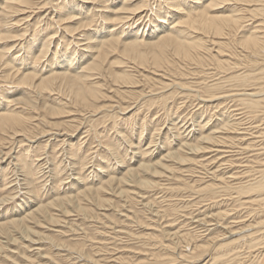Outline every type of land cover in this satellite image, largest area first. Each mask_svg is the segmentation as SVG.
Instances as JSON below:
<instances>
[{"label": "bare ground", "instance_id": "1", "mask_svg": "<svg viewBox=\"0 0 264 264\" xmlns=\"http://www.w3.org/2000/svg\"><path fill=\"white\" fill-rule=\"evenodd\" d=\"M150 1L151 0H0V81L2 82V80L5 82H9L12 81V83L14 82L15 85H10L5 84V88L9 87L11 92L13 89H15L13 91V93H10L9 90H1L0 91V106L1 104H3V107L0 109V135H5L7 136V138L3 137V139H13L15 137H19L22 135H30L37 131L34 129H32L30 131V127L31 125H29L30 123V116H28L25 113V110H28L29 113L30 111H33V113H40L37 114V116H42L41 112H45L43 113L45 116H43V120L47 121V124L49 125H57L54 121H50L49 117H53V118H58V117H65L67 115L70 114H75V116L78 112L81 111H85L87 112V114L84 112L83 114H86L87 116L89 115L90 117H94L96 115H98V113H101L100 111L105 109L107 110V103L110 104L109 106H112L111 104H115V105H119V108L122 111V114L124 116H128V118L124 119H131L132 117H134L135 114H137V112L139 111H128L126 110L127 108L122 107V100L124 101L126 98H129L131 96L137 95V91L133 92V91H128L126 89L128 88H132L138 84H141L142 82H144L143 84L146 85V83L148 82H153L154 80H151L153 78V76L148 77V76H144V79L142 78V80L139 78L138 79H134L132 77V75L129 74V72H127L126 68L128 67L129 64H133L135 65L134 67H136L137 69H143L144 72H150V70H155L154 68H158V69H166L170 68L172 65L176 64V63H185L186 61H191V62H195L196 61V65L198 62V59L201 57H205L206 54H211L213 53V51H215L214 46L217 47L215 53L217 52V54L215 55L216 57H220V55L223 56V53L228 54V57H232V58H236L239 60H241V64L244 63V65L250 66L252 67L251 69H255L258 68V66L263 67L262 69L259 70L258 73H243L240 74L237 72V74H235L233 72V70H236V66L237 65H232L230 63V61H225L222 57V60H218V67L223 69V71H227L229 73L228 76V80H224V82H220V83H213V84H206L209 79L205 80L207 81L204 85V93L206 94L207 97V102L206 103L209 106L216 107L217 108V113H215L214 115H217L216 118L214 119H209V122L207 121V123L210 124V121L214 120L211 124L210 127H208V130H205V125L204 127L199 124L201 122H199L197 125L199 126V130H198V134H195V138L194 140H182L183 141H177L178 142H182V144H180V146L176 149H173L172 146V142H168L165 141L167 138L169 140V131L166 133L168 135V137L166 136V139H162L164 140V142L162 143V145L164 147H169L168 151L166 154L162 155L160 158L158 155L153 156L154 152L152 149L155 148L156 146V141L154 137V140H150L148 143V147L147 150L145 148V150L143 151V156H147L148 158L144 161H140L141 163L137 166H131L130 168H128L127 170H125V172H123L122 175H120L119 177L115 176V175H110V173H108L106 180H102V184H100L98 186H88L85 185L86 182H89L92 184V181H88L91 180L90 178L88 179L87 176L88 174H86L87 176L84 177L87 178L88 180H86L85 183L82 184V186H79L81 182L77 181L76 179H74V186L77 184H75V182H78V186L77 189L78 193L76 194H67V193H63V195H61L60 191L63 190H58L55 193V196L53 195V198L46 200L47 202L45 203H40L38 205L37 203V207L34 208V210H31L30 212H27V214L24 216H22L21 218L17 215L16 217H14L13 219H10L9 221H5V222H0V235L5 234V232H8L7 229L8 227H11V229H14L13 231L15 235H13L12 231V237L9 236V242L10 245L5 244L4 245H8V247L6 248L7 251L9 250V252H19V254H21L23 252V259L21 263L19 264H25V261L28 262L30 261V254H28V256H26V249H31V252L33 253H37L39 255H42V248L43 246L40 247V243L41 241H49V242H53V240H51L53 237H49V234L47 236V234L45 235V233L43 231H36L35 228L39 227L44 229V227H48L50 228L51 226H58V225H66L67 227V220L65 219L66 216H71L74 215L75 212H77V214H81V215H85L86 218L90 219H96L99 220L100 222L103 220L101 217V215H103L101 213V211L103 210H107L109 208L112 207L113 205V201L111 198H107L105 197L106 193H109V195L112 194V196L115 197H125L127 200L131 194H136L137 197L141 196L144 199V192L142 188H145L148 190L146 191H150V187H160L163 186V184L165 185V183L163 182L161 177H165L166 174H170L173 173L174 171V167L175 166H170L171 163L177 164V165H183L181 167H184V164L187 165V163H191L194 160V156L196 157L198 154H206V153H210L211 155H213L212 153L215 151L217 152H223L222 149L221 151L218 150V148L216 146H219L221 139H224L221 135L222 133H233V135L235 136V134L240 133L239 130H241L242 128H240V126L242 125V123L239 122V115H241L243 112V110H246L244 112L245 115H250L249 118H247L248 120L246 121H251L249 120L250 117L251 119L254 117L259 116V114L263 115L261 116L264 117V0H162L160 2L161 7L156 8L157 10L152 9L151 5H150ZM156 1V0H155ZM158 2V0H157ZM159 4V2H158ZM119 6V8H118ZM155 7V6H154ZM152 9L153 12L152 15L155 16V18L153 19L152 17L149 19V21H151V26L152 28L149 29V31H144V32H140V28L136 29V26H133L132 28L130 27V25H135L134 20L135 19H140L143 18L142 14L145 12H148V9ZM163 8V9H161ZM149 9V10H150ZM91 12H96V14L100 15V17H102L103 21L102 23L98 24H94V20H96L94 18V20L92 19L91 21H93V24L88 20L89 17L88 15H90L89 13ZM88 13V14H86ZM154 13V14H153ZM95 14V15H96ZM93 15V14H92ZM96 15V16H97ZM98 15V16H99ZM147 15V14H146ZM141 17V18H140ZM149 17V16H148ZM261 18L260 20L258 18ZM93 18V17H92ZM146 19V17H145ZM257 19V21H255ZM253 22V23H247V22ZM259 20V21H258ZM134 22V24H133ZM148 22V21H147ZM260 22V23H258ZM144 23V22H143ZM247 23V24H245ZM258 23V25L256 24V26H253V24ZM139 25V24H138ZM146 25V24H145ZM34 26V27H33ZM58 26V27H56ZM147 26V25H146ZM251 26V27H250ZM17 27H22V30H20L18 33V31L16 30ZM33 27V28H32ZM55 28V30H54ZM131 28V30H130ZM13 30H16L17 33L15 31L14 34L12 32ZM51 29V31H50ZM125 29H129L128 32L125 31ZM151 30V31H150ZM143 31V30H142ZM16 33V34H15ZM123 33H126V36H123ZM18 40V41H17ZM17 41V43H16ZM14 42V43H13ZM58 43L61 44L60 48H58ZM211 43L212 46H211ZM67 44V45H66ZM210 44L211 47H208ZM214 45V46H213ZM34 46V47H33ZM57 46V48H55ZM64 48H63V47ZM69 47V48H68ZM71 48V49H70ZM214 48V49H213ZM55 49V50H54ZM70 49V50H69ZM73 49V50H72ZM19 50V51H18ZM117 53V58L115 60H111V56L116 55ZM17 54H20L22 56H24V58H19V55L17 56ZM33 54V55H32ZM53 54V56H51ZM225 54V55H226ZM203 55V56H202ZM224 55V56H225ZM21 56V57H22ZM79 56V57H77ZM214 56V55H212ZM214 56V58H216ZM207 57V56H206ZM226 55V58H228ZM212 58V57H211ZM209 58V59H211ZM213 58V60H214ZM220 58V59H221ZM225 58V57H224ZM230 58V59H232ZM32 59V60H31ZM18 60H23V62H25V64H31L30 68H33V65L35 64L34 68L32 70H24V71H20V70H15L14 68H16V64L15 62H18ZM31 60V61H30ZM203 60V59H202ZM207 60V59H206ZM206 60H204L203 62H205ZM257 60H259L258 62H256ZM234 61V60H233ZM21 62V61H20ZM22 62V63H23ZM41 62H46V66L48 67L45 75H40L37 74L34 70H36V67L38 66V64L41 65ZM209 62V61H208ZM207 62V64H208ZM213 62V61H212ZM251 62V64H250ZM200 63V62H199ZM198 63V64H199ZM248 63L250 65H248ZM53 64H56V66H53ZM195 64V63H194ZM213 64V63H212ZM210 62V65H212ZM18 65V64H17ZM177 65V64H176ZM205 66V65H204ZM215 66V65H214ZM235 66V67H234ZM239 66V65H238ZM241 66V65H240ZM243 66V65H242ZM257 66V67H256ZM20 67V66H19ZM41 67H43L41 65ZM132 68H134L133 66H131ZM245 67V66H243ZM22 68V67H20ZM200 68V67H199ZM202 68V67H201ZM18 69V68H17ZM26 69V68H25ZM158 69L155 70L158 71ZM212 69V68H211ZM216 69V68H215ZM238 69V67H237ZM240 69V68H239ZM259 69V68H258ZM131 70V69H130ZM170 70V69H169ZM177 70V69H176ZM175 70V71H176ZM184 70V69H183ZM220 70V69H219ZM243 70V69H242ZM246 70V69H245ZM249 70V69H248ZM37 71V70H36ZM44 71V69H43ZM129 71V70H128ZM187 71V70H186ZM237 71V70H236ZM252 71V70H251ZM39 72V71H38ZM139 72V71H137ZM169 72V71H168ZM167 72V73H168ZM180 72V71H179ZM222 72V71H220ZM226 72V74H228ZM244 72V70H243ZM42 73V72H40ZM142 73V72H140ZM157 73V72H156ZM159 73V72H158ZM183 73V72H182ZM191 73V72H190ZM210 73V72H209ZM208 73V74H209ZM217 73V72H216ZM242 73V72H241ZM136 74V73H135ZM138 74V73H137ZM136 74V75H137ZM148 74H152L151 72ZM207 74V73H205ZM205 74H203L205 76ZM218 74V73H217ZM221 74V73H219ZM218 74V75H219ZM222 74L224 75V73L222 72ZM40 75V76H38ZM140 75V74H139ZM145 75V74H144ZM160 75V74H158ZM179 75V74H176ZM215 75V76H218ZM138 76V75H137ZM141 76V75H140ZM157 76V75H156ZM174 76V75H171ZM208 76V75H207ZM226 76V75H225ZM179 77V76H178ZM177 77V78H178ZM186 77V76H185ZM168 78V77H167ZM184 78V77H183ZM203 78V77H202ZM217 78V77H215ZM222 78V77H221ZM182 79V77H181ZM219 79V77L217 78ZM227 79V78H225ZM170 80V79H169ZM157 81V80H156ZM155 81V82H156ZM171 81V80H170ZM211 81V79H210ZM221 81V80H220ZM204 83V82H203ZM210 83V82H209ZM154 84V83H153ZM168 84V83H165ZM174 84V83H173ZM184 84V83H183ZM158 85V84H157ZM193 85V84H192ZM1 86V85H0ZM152 86V85H151ZM186 86V84H185ZM184 86V87H185ZM190 86V85H189ZM198 86V85H197ZM30 88L32 93L27 92L28 94L24 95V93L22 94V91L24 89H20L17 90L19 88ZM153 87V86H152ZM165 87V86H164ZM169 87V85L167 86ZM181 87V86H180ZM183 87V89H184ZM203 87V86H202ZM1 88V87H0ZM4 88V86H3ZM13 88V89H12ZM154 88V87H153ZM157 88V87H156ZM171 87H169L168 89H170ZM187 87H185L186 89ZM8 89V88H7ZM164 89V88H163ZM162 89V90H163ZM172 89V88H171ZM188 89V88H187ZM254 89V90H253ZM190 90V89H189ZM21 91V93H20ZM25 91V90H24ZM154 90L151 88L150 92H153ZM164 91V90H163ZM161 91V92H163ZM203 91V90H202ZM26 92V91H25ZM142 92H145V90H142ZM189 92V91H188ZM16 93H18L17 95H19L18 97H16ZM33 93L36 94V97L38 98L40 96H46L44 93H48L50 94V96L52 98H54L55 101H57V103H47V101H45V99H43V101L41 102H37L35 100V96H32ZM196 93V92H195ZM201 93V92H200ZM146 94V93H145ZM149 94V93H148ZM155 94V93H154ZM157 94V93H156ZM162 94V93H161ZM160 95V94H159ZM165 95V94H164ZM163 95V96H164ZM173 95L175 96V94L173 93ZM49 96V95H48ZM48 96H46L48 98ZM49 96V97H50ZM144 96V95H143ZM168 96V95H167ZM45 97V98H46ZM50 97V98H51ZM150 97V96H148ZM154 97V96H152ZM176 97V96H175ZM48 98V99H50ZM135 98V97H134ZM166 98V97H164ZM172 98V96H171ZM41 99V98H40ZM131 99V98H130ZM143 99V98H142ZM109 100V101H107ZM127 100V99H126ZM154 99H152L153 101ZM162 100V99H160ZM165 100V99H164ZM208 100H210L211 102H209ZM51 101V100H50ZM147 101V100H146ZM149 101V99H148ZM156 102V100H154ZM225 101H230V102H237L240 104V106L238 108H236L235 110H231L230 108L232 107H222L221 104H223ZM101 102L103 104H101ZM158 102V101H157ZM164 102V101H163ZM226 102V103H227ZM150 103V101H149ZM201 103L203 104V102L201 101ZM236 103V104H237ZM165 104V103H164ZM205 104V105H206ZM234 104V103H233ZM232 104V106H233ZM234 104V106L236 105ZM14 105V106H13ZM19 105H23L22 109H17L20 106ZM126 105V104H125ZM16 106V107H15ZM81 107V111L78 110L79 107ZM231 106V105H230ZM27 107V108H26ZM76 107H78V109H76ZM136 107V106H135ZM114 108V107H113ZM150 108V107H149ZM201 108V107H200ZM219 108V109H218ZM227 108V109H226ZM235 108V107H234ZM232 108V109H234ZM119 109V111H120ZM129 109V108H128ZM202 109V108H201ZM21 110V111H20ZM112 110V108L110 109ZM180 110V108H179ZM200 111V109H198ZM197 110V111H198ZM118 111V113H120ZM128 111V112H127ZM173 111V110H172ZM214 111V112H215ZM238 111V112H237ZM110 112V111H109ZM132 112L133 114L129 115V113ZM169 112V111H168ZM201 112V111H200ZM236 112V113H235ZM116 113V112H115ZM135 113V114H134ZM172 113V112H171ZM178 112H175V114ZM109 114V113H108ZM167 114V112H166ZM170 114V113H169ZM168 114V115H169ZM174 114V116H175ZM213 114V113H212ZM208 115L207 117L210 118V116L213 115ZM79 115V116H80ZM85 115V116H86ZM116 115V114H115ZM167 115V117H168ZM195 115V114H194ZM36 116V115H35ZM34 116V117H35ZM36 116V118H38ZM72 116V115H71ZM83 116V115H82ZM182 116V115H181ZM219 116V117H218ZM222 116V117H221ZM237 116V117H236ZM48 117V118H47ZM106 117V116H105ZM172 117L169 115V118ZM215 117V116H213ZM235 117V118H234ZM248 117V116H246ZM32 118V117H31ZM40 118V117H39ZM40 118V119H41ZM78 118V117H76ZM75 118V119H76ZM87 118V117H85ZM135 118V117H134ZM147 118V117H146ZM173 118V117H172ZM176 119V117H174ZM221 118H223L221 120ZM231 118V119H230ZM33 119V118H32ZM52 119V118H51ZM68 119V118H66ZM74 119V120H75ZM141 119V118H140ZM139 119V120H140ZM171 119V118H170ZM174 119V120H175ZM194 119V118H192ZM191 119V120H192ZM243 118L241 117V120ZM255 119V118H254ZM260 119V118H258ZM71 120V119H70ZM69 120V121H70ZM79 120V119H78ZM84 120V119H83ZM124 120V121H125ZM133 120V119H132ZM137 120V119H136ZM136 120L134 122H136ZM143 120V119H142ZM146 120V119H145ZM153 118H152V122H153ZM177 120V119H176ZM219 120V122L217 121ZM156 121V119H155ZM183 121V120H182ZM253 121V120H252ZM251 121V122H252ZM256 121V120H255ZM261 121V119L259 120ZM39 122V121H38ZM37 122V124H38ZM67 122V121H66ZM140 122V121H139ZM146 122V121H145ZM172 122V121H171ZM178 122V120H177ZM193 122V120H192ZM196 122V120H195ZM245 122V120H244ZM250 122V123H251ZM257 122V121H256ZM263 122V121H262ZM64 125V122H60ZM69 123V122H68ZM71 123V122H70ZM77 123V122H76ZM124 123V122H122ZM130 123V122H129ZM157 123V121H156ZM173 123V122H172ZM171 123V124H172ZM188 123V122H187ZM204 124V122H202ZM206 123V124H207ZM248 123V124H250ZM255 123V122H253ZM72 124V123H71ZM74 124V123H73ZM72 124V125H73ZM140 124V123H139ZM138 124V125H139ZM142 124V121H141ZM145 124V123H144ZM147 127L150 128V126H148V123L146 122ZM152 124V123H151ZM150 124V125H151ZM153 124H155L153 122ZM247 124V122L245 123ZM256 124V123H255ZM261 124V123H260ZM259 124V126H260ZM29 125V126H28ZM48 125V126H49ZM61 125V124H60ZM67 125V124H66ZM66 125L65 128H66ZM79 125V123H78ZM159 124L157 123V126ZM175 125V124H174ZM179 125V124H178ZM181 125V124H180ZM179 125V126H180ZM264 125V124H263ZM35 126V124H34ZM33 126V127H34ZM40 126V124H39ZM59 126V125H57ZM56 126V127H57ZM63 126V128H64ZM82 126V125H81ZM145 126V125H144ZM153 126V125H151ZM155 126V125H154ZM182 126V125H181ZM180 126V127H181ZM189 126V125H188ZM195 126V125H194ZM255 125H252V127ZM258 127L257 130L260 129V127ZM29 127V128H28ZM74 127V126H71ZM71 127H69L71 129ZM77 127V126H76ZM80 127V126H78ZM91 127H93V125H91ZM137 127V126H136ZM143 127V126H142ZM146 127V128H147ZM174 127V126H173ZM183 127V126H182ZM193 127V125H192ZM244 127H249V126H244ZM251 127V126H250ZM264 127V126H263ZM38 128V127H37ZM44 128V127H42ZM50 128V127H49ZM58 128V127H57ZM56 128V129H57ZM62 128V126H61ZM64 128V129H65ZM132 128V127H131ZM159 128V126H158ZM169 128V127H168ZM171 128V127H170ZM177 128V127H176ZM41 129V127H40ZM52 129H54L52 127ZM64 129H62L64 131ZM90 129V128H89ZM136 129V128H135ZM141 129V128H140ZM144 129V128H143ZM142 129V130H143ZM154 129V127H153ZM156 129V128H155ZM174 129V128H173ZM172 129V130H173ZM196 129V127L194 128ZM205 131H204V130ZM245 129V128H244ZM250 129V128H249ZM247 128V131L244 132L245 133H249L248 136H252L250 135L249 130ZM252 129V128H251ZM250 129V130H251ZM262 129V128H261ZM46 130V129H45ZM51 130V128H50ZM49 130V131H50ZM58 130V129H57ZM72 130H75L74 128ZM79 130V129H77ZM96 130V129H95ZM126 130V129H125ZM145 130V129H144ZM157 130V129H156ZM160 130V129H159ZM171 130V131H172ZM175 130V129H174ZM177 130V129H176ZM182 130V128H181ZM191 130V129H190ZM263 130V129H262ZM33 131V132H32ZM39 131V130H38ZM44 131V130H43ZM55 132V130H53ZM59 131V130H58ZM61 131V130H60ZM68 131V129H67ZM71 131V130H69ZM185 131V130H184ZM192 131V130H191ZM195 131V130H194ZM45 132V131H44ZM52 132V131H51ZM128 134H130L128 131H126ZM150 132V131H149ZM158 134V131H154ZM152 132V133H153ZM161 132V131H159ZM182 132V131H181ZM188 132V131H187ZM190 132V131H189ZM256 132V131H255ZM262 132V131H261ZM260 132V133H261ZM38 133V132H36ZM42 133V132H41ZM48 133V132H47ZM63 135V132H61ZM66 133V132H65ZM68 133V132H67ZM66 133V134H67ZM116 133V132H115ZM139 133V132H138ZM172 133V132H171ZM186 134V132H184ZM39 134V133H38ZM43 134V133H42ZM51 134V133H50ZM59 134V133H58ZM151 134V133H150ZM155 134V133H154ZM151 134V135H154ZM184 134V135H185ZM220 134V135H218ZM242 134V133H241ZM256 134V133H255ZM259 134V133H257ZM40 135V134H39ZM69 135V134H68ZM118 135V134H116ZM120 137L124 140H128V136L125 133H121L120 132ZM141 135V133L139 134V136ZM183 135V137H184ZM187 135V134H186ZM226 135V134H225ZM239 135V134H238ZM262 136H264V133L262 134ZM33 137L34 134H32ZM37 136V135H36ZM57 136V135H55ZM72 137V134L70 135ZM78 136V135H77ZM97 136V135H96ZM103 136V135H102ZM132 136V135H130ZM138 136V137H139ZM143 136V134L141 135ZM149 136V135H148ZM157 136V135H156ZM160 136V134L158 135ZM164 136V135H163ZM172 136V135H171ZM179 136V135H178ZM177 136V137H178ZM228 136V135H227ZM230 136V134H229ZM245 136V135H244ZM247 136V137H248ZM253 136L256 137V135ZM258 136V135H257ZM1 137V136H0ZM46 137V136H45ZM53 137V134H52ZM59 138V136H57ZM117 137V136H116ZM119 137V136H118ZM117 137V138H118ZM146 137V136H145ZM176 137V138H177ZM181 137V136H180ZM179 137V138H180ZM187 137V136H186ZM191 137V136H190ZM260 137V136H259ZM2 138V137H1ZM28 139L30 137H27ZM65 138V137H64ZM70 138V137H69ZM74 137H72L73 139ZM77 138V137H76ZM115 138V139H117ZM134 138V137H132ZM165 138V137H164ZM229 138V137H227ZM235 138V137H234ZM239 138V137H237ZM234 139L233 142H236ZM241 138V136H240ZM246 138V137H245ZM254 138V137H252ZM257 138V137H256ZM0 139V140H3ZM18 139V138H17ZM32 139V138H31ZM44 139V138H43ZM102 139V138H101ZM114 139V138H113ZM119 139V138H118ZM117 139V141H118ZM122 139H120L119 141H121ZM142 139V138H141ZM144 139V138H143ZM190 139V138H189ZM192 139V138H191ZM230 139V138H229ZM233 139V136H232ZM231 139V140H232ZM249 139V138H248ZM248 139H244L245 141ZM263 139V137H262ZM261 139V140H262ZM51 140V139H50ZM69 140V139H67ZM66 140V141H67ZM139 140V139H138ZM137 140V141H138ZM145 140V139H144ZM143 140V142L145 143V141ZM240 140V139H239ZM239 140L237 142H239ZM242 140V139H241ZM251 140V137H250ZM44 141V140H41ZM39 141V142H41ZM47 141V140H46ZM45 141V142H46ZM53 141V139H52ZM58 141V140H56ZM54 141V142H56ZM60 141V140H59ZM63 141V139H62ZM110 141V140H109ZM133 141V140H132ZM142 142V140H140ZM147 141V140H146ZM156 143H155V142ZM159 141V140H158ZM172 141V139L170 140ZM173 141H175L173 139ZM227 141V140H225ZM244 141V142H245ZM70 142V141H69ZM72 142V141H71ZM78 142V141H77ZM88 142V141H87ZM113 142V141H112ZM116 142V140H115ZM122 142V141H121ZM140 142V143H141ZM243 142V143H244ZM249 142V141H248ZM251 142V141H250ZM257 142V139L256 141ZM260 142V141H258ZM263 142V141H262ZM3 143V142H2ZM36 143V142H35ZM48 143V141H47ZM53 143V142H52ZM51 143V144H52ZM62 143V142H61ZM65 143V141H64ZM75 143V141H74ZM123 143V142H122ZM121 143V144H122ZM143 143V145H144ZM161 143V142H160ZM175 143V142H174ZM177 143V142H176ZM227 144V142H224ZM231 143V142H230ZM228 143V144H230ZM240 143V142H239ZM242 143V144H243ZM247 143V142H245ZM264 143V142H263ZM262 143V144H263ZM5 144V142H4ZM3 144V145H4ZM108 145L110 143H107ZM106 144V145H107ZM118 144V143H117ZM120 144V142H119ZM125 144V143H124ZM129 144V143H128ZM221 144H223L221 142ZM252 144V142H251ZM257 144V143H256ZM35 145V144H34ZM32 145V146H34ZM47 145V144H45ZM68 145V144H67ZM70 145V158H72L71 160L74 161V156L77 154L76 149V145L75 147H73L74 144H69ZM78 145V144H77ZM80 145V143H79ZM78 145V146H79ZM83 145V144H82ZM90 147V144H88ZM106 145L104 147H106ZM113 145V144H111ZM127 145V144H126ZM141 145V144H140ZM160 145V144H159ZM161 145V146H162ZM167 145V146H166ZM174 145V144H173ZM224 145V144H223ZM233 145V144H232ZM232 145L230 147H232ZM237 145V143H236ZM241 146V144H238ZM261 145V144H260ZM2 145H0L1 147ZM40 146V145H39ZM60 146V145H59ZM66 146V145H65ZM81 146V145H80ZM122 148V145H119ZM116 146V147H119ZM133 150L135 151V154H139L140 153V148L141 146L139 145H135L134 143L131 142L130 145ZM145 146V145H144ZM143 146V147H144ZM222 146V145H221ZM225 147H227L226 145H224ZM239 146V147H240ZM245 146V145H243ZM248 146V143H247ZM249 146H251L249 144ZM253 146V144H252ZM255 146V145H254ZM52 146H50L51 148ZM128 147V146H127ZM146 147V146H145ZM158 147V146H156ZM177 147V146H176ZM215 147L217 148V150H215ZM229 147V145H228ZM235 147V145L233 146ZM232 147V148H233ZM239 147H236L238 149H240ZM257 147V146H256ZM262 147H264L262 145ZM261 147V148H262ZM3 148V146H2ZM1 148V149H2ZM29 148V147H28ZM47 148V147H45ZM53 148V147H52ZM62 148V147H61ZM68 148V147H67ZM78 148V147H77ZM85 148V147H84ZM100 148V147H99ZM102 148V147H101ZM107 148V147H106ZM111 149V146L109 147ZM114 148V147H113ZM120 148V147H119ZM120 148V149H121ZM129 148V147H128ZM159 148V147H158ZM157 148V149H158ZM163 148V147H162ZM160 149L163 151V149ZM165 148V149H166ZM250 149H253L251 147H249ZM259 148V146H258ZM31 149V148H30ZM48 149V148H47ZM55 149V148H54ZM63 149V148H62ZM82 149V148H80ZM91 149V148H90ZM98 148H95V150H97ZM108 149V150H110ZM119 149V150H120ZM131 148H129L130 150ZM225 149V148H224ZM244 151L245 149L242 148ZM240 149V151L242 150ZM249 149V150H250ZM260 149V148H259ZM258 149V151H260ZM264 149V148H262ZM261 149V150H262ZM29 150V149H28ZM67 150V149H66ZM92 150V149H91ZM126 150V149H125ZM128 150V149H127ZM128 150V151H129ZM159 150V151H160ZM229 151H231L230 149H228ZM234 150V149H233ZM248 150V149H247ZM246 150V151H247ZM254 150V149H253ZM253 150H251L252 152H254ZM54 151V150H53ZM63 151V150H62ZM66 151V152H68ZM107 151V150H106ZM105 151V152H106ZM122 151L123 148H122ZM128 151L127 154H128ZM133 151V152H134ZM154 151H156V148L154 149ZM158 151V153H159ZM237 151V150H236ZM235 151V152H236ZM238 151V152H240ZM256 151V150H255ZM2 152V151H1ZM55 152V151H54ZM79 152V151H78ZM83 152V151H82ZM81 152V153H82ZM87 152H93V151H88ZM96 152V151H95ZM99 152V150H98ZM108 152V151H107ZM106 152V153H107ZM115 152V151H114ZM153 152V153H152ZM235 152H233L235 154ZM237 152V153H238ZM264 153V150L262 151ZM45 153H49V152H45ZM85 153V152H84ZM111 153V152H110ZM113 153V151H112ZM111 153V154H112ZM116 153V152H115ZM231 153V152H230ZM228 152V154L231 156ZM232 153V154H233ZM257 152H255L256 154ZM51 153H49L48 155H50ZM68 154V153H67ZM67 154H64L65 156ZM96 154V153H95ZM100 154V153H99ZM123 154H125L123 152ZM156 154V153H155ZM162 154V153H161ZM217 154V153H216ZM215 154V155H216ZM226 154V153H225ZM239 154V153H238ZM242 154V153H241ZM253 154V153H252ZM258 154V153H257ZM260 154V153H259ZM258 154V155H259ZM6 155V154H5ZM17 155H22L24 157V161H23V157L20 158L22 160L19 159V170L22 176H23V184L25 185L24 187L27 189V192H25L26 194H28L29 198H37V193H38V189L36 188L35 184L33 185V181L35 180V176L36 174H33L35 169L32 168V166H30L29 164H27L28 162H25V157L22 152L18 153ZM55 155V154H54ZM86 155V154H85ZM92 155V154H91ZM94 155V154H93ZM98 155V154H97ZM107 154H105L106 156ZM110 155V154H109ZM114 155V154H113ZM118 155V154H117ZM120 155V154H119ZM129 155V154H128ZM132 155V152H131ZM130 155V156H131ZM142 155V153H141ZM214 155V156H215ZM236 155V154H235ZM244 155V154H243ZM264 155V154H262ZM261 155V156H262ZM19 156V157H20ZM68 156V155H67ZM77 156H79L77 154ZM116 156V155H115ZM114 156V157H115ZM127 156V155H126ZM138 156V155H137ZM154 158H153V157ZM209 156V155H208ZM221 157L220 155H217L216 157ZM229 156V157H230ZM234 156V155H232ZM231 156V157H232ZM239 156V155H237ZM242 156V155H241ZM9 157V156H8ZM40 157V156H39ZM46 157V155H45ZM50 157V156H48ZM63 157V156H62ZM88 157V156H85ZM87 159L88 158H85ZM102 157H104L102 155ZM120 157V156H119ZM133 157V156H132ZM135 157V156H134ZM199 157V156H197ZM200 156L199 159H201ZM206 158H208L207 156H205ZM223 157V156H222ZM226 157V156H225ZM224 157V158H225ZM247 157V156H246ZM260 157V156H259ZM31 158V157H29ZM69 158V157H68ZM67 158V159H68ZM77 158V157H76ZM79 158V157H78ZM77 158V159H78ZM82 158V156H81ZM93 158V157H91ZM99 158V157H98ZM111 158V156H110ZM113 158V157H112ZM126 158V157H125ZM153 158V159H152ZM228 158V155L227 157ZM234 158V157H233ZM240 158V157H239ZM251 158V157H250ZM262 158V157H261ZM37 159V158H36ZM35 159V160H36ZM45 159V158H44ZM83 159V160H84ZM90 159V158H89ZM118 159V158H117ZM120 159V158H119ZM118 159V160H119ZM135 159V158H134ZM196 159V158H195ZM198 159V158H197ZM198 159V160H199ZM219 159V158H218ZM223 159V158H222ZM229 159V158H228ZM238 159V158H237ZM242 159V158H241ZM246 159V158H245ZM10 160V158H9ZM29 160H34L29 159ZM43 160V159H42ZM41 160V161H42ZM51 165L53 164V166L50 168V177H51V182L53 183V187L54 189L55 184L54 181L59 180V174L62 172H59L61 170H59V168H61L62 166H55L54 164V157L53 155L51 156ZM59 160V159H57ZM63 160V158H62ZM82 159H80L81 161ZM97 157L96 160L94 162H96L97 164ZM103 160V159H102ZM108 160V158H107ZM115 160V159H114ZM127 160V159H126ZM141 160V159H140ZM202 162L203 160H205V158L201 159ZM225 160V159H224ZM240 160V159H239ZM251 160V159H249ZM253 160V159H252ZM251 160V161H252ZM257 160V157H256ZM262 160V159H261ZM16 161V160H15ZM28 161V158H27ZM39 161V160H38ZM46 161V160H45ZM49 161V160H48ZM47 161V163H48ZM61 161V160H59ZM65 161V160H64ZM86 161V160H85ZM82 161V162H85ZM100 161V158H99ZM120 161V160H119ZM122 161V160H121ZM131 161V158H130ZM134 161V160H133ZM173 161V162H172ZM206 161V160H205ZM211 161V160H210ZM214 161V160H212ZM211 161V162H212ZM219 161V160H218ZM217 161V162H218ZM229 161V160H227ZM231 161V158H230ZM250 161V164H251ZM255 161V160H254ZM252 161L253 164L256 165V163ZM259 160H257L258 162ZM263 161V160H262ZM18 162V161H17ZM35 162V161H34ZM44 162V160H43ZM56 162V161H55ZM63 162V161H62ZM61 162V163H62ZM79 162V161H77ZM74 161V163H72L73 168H79L78 167V163ZM81 162V163H82ZM110 163V161H108ZM126 162V161H125ZM170 164H169V163ZM195 162V161H194ZM201 161L199 160L198 165H203V169L205 168L206 165L200 163ZM208 162V163H211ZM216 162V161H215ZM216 162V163H217ZM222 162V161H220ZM226 162V161H225ZM235 161H233L234 163ZM261 162V161H260ZM37 163V162H36ZM35 163V164H36ZM41 162H39L40 164ZM68 163V160H67ZM87 163V162H86ZM85 163V164H86ZM99 163V162H98ZM101 163V162H100ZM105 163V162H104ZM103 163V164H104ZM108 163V164H109ZM119 165V169L122 167ZM124 163V162H123ZM127 163V162H126ZM130 163V162H129ZM134 163V162H132ZM139 163V162H136ZM197 163V161H196ZM224 163V162H222ZM227 163V162H226ZM231 163V162H229ZM228 163V164H229ZM238 162H236L235 167H237L236 165ZM259 163V162H258ZM14 164V163H13ZM38 164V163H37ZM46 164V163H45ZM43 163V166L45 165ZM102 164V163H101ZM102 164V166L104 167V165ZM111 164V163H110ZM109 164V165H110ZM115 164V163H114ZM207 164V163H206ZM221 164V163H220ZM219 164V165H220ZM232 164V163H231ZM230 164V165H231ZM242 164V163H241ZM243 164H247L243 162ZM260 164V163H259ZM33 165V163H32ZM66 165V164H65ZM70 165V164H68ZM89 165V163H88ZM94 165V163H93ZM107 165V164H106ZM105 165V167H106ZM176 165V166H177ZM192 165V163H191ZM194 165V164H193ZM218 165V163H217ZM254 165V166H255ZM262 167V164H260ZM39 166V165H37ZM42 166V165H40ZM47 166V165H46ZM64 166V165H63ZM92 166V165H91ZM100 166V165H98ZM108 166V165H107ZM113 166V165H112ZM112 166H109V169L112 168ZM121 166V167H120ZM224 166V165H223ZM227 166V165H226ZM245 166V165H244ZM243 166V167H244ZM17 167V166H16ZM82 167L84 168V163L82 165ZM87 167V166H86ZM111 167V168H110ZM114 167V166H113ZM118 167L115 165V168ZM194 167V166H191ZM199 167V166H197ZM201 167V166H200ZM212 167V165H211ZM220 167V166H218ZM247 166H245L246 169ZM250 167V166H249ZM248 167V170H249ZM252 167V166H251ZM259 167V166H258ZM65 168V167H64ZM63 168V169H64ZM90 168V166H89ZM107 168V167H106ZM174 168V169H173ZM224 168V167H223ZM229 168V167H228ZM227 168V169H228ZM239 168V167H237ZM235 168V169H237ZM255 167H252V169ZM263 168V167H262ZM261 168V170H262ZM43 169V167H42ZM41 168L38 170H42ZM49 169V168H48ZM67 169V167H66ZM86 169V168H85ZM93 169V168H92ZM97 169V167H96ZM183 169V168H182ZM181 169V170H182ZM191 169V168H190ZM202 169V167H201ZM210 169L209 170L210 172ZM214 169V168H212ZM211 171H217L218 169L216 168V170H212ZM225 170V172H227L228 170ZM231 169V168H230ZM235 169H233L234 171H236ZM244 169V168H243ZM259 169V168H258ZM264 169V168H263ZM46 170V169H45ZM65 170V169H64ZM68 170V169H67ZM70 170V168H69ZM79 170V169H78ZM84 170V169H83ZM82 170V171H83ZM88 170V169H87ZM102 170V169H101ZM100 170V171H101ZM112 170V169H111ZM185 170V169H184ZM205 170V169H204ZM206 170V171H207ZM247 170V169H246ZM254 170V169H253ZM260 170V169H259ZM37 171V169H36ZM37 171V172H38ZM48 171V170H47ZM73 171V170H72ZM81 171V172H82ZM96 171V170H95ZM104 171V169H103ZM107 171V170H106ZM110 171V170H109ZM117 171V170H116ZM119 171V170H118ZM121 171V170H120ZM176 171V170H175ZM219 171V170H218ZM221 171V169H220ZM219 171V172H220ZM233 171V172H234ZM241 171V170H240ZM239 171V172H240ZM1 172V171H0ZM45 172V171H44ZM75 172V171H74ZM84 172V171H83ZM94 172V171H93ZM111 172V171H110ZM184 172V171H183ZM182 172V173H183ZM214 172H211L210 176H213L212 174H215ZM224 172V171H223ZM224 172V173H225ZM238 172V173H239ZM244 171L242 170V173ZM247 172V171H245ZM256 172H258L256 170ZM255 171L252 173H256ZM49 173V172H48ZM64 173V172H63ZM67 173V172H66ZM64 173V174H66ZM77 173V172H76ZM112 173V172H111ZM115 173V172H114ZM175 173V172H174ZM173 173V175H174ZM177 173V172H176ZM179 173V172H178ZM208 173V172H207ZM235 173V172H234ZM237 173V172H236ZM261 173L259 174L258 178H255L253 180L250 179V181L246 184V185H242L241 183L237 189L234 188V183H233V187L232 190L230 188L227 187V189L232 190L231 192L234 193H238L240 199L243 198L242 196H251V193H258L259 196H263L262 199L259 200H255V198L253 199L254 203L257 202L256 205H259L260 209H254L255 205L252 206L250 209L248 206L249 204H247L246 206L248 207L249 211L252 212V220H246V221H237L235 222L237 219V217H239L238 215L234 218L235 221H223V218H229L230 213L229 211L231 210H219L216 214H210L213 220L212 222H208L206 221V219H202L204 216H200L201 220L197 219L196 216L195 219H197V221H199V223L201 221H204L205 223H212L210 226L215 225V227H209V229L212 230H217L219 233V235L214 236L213 231L210 232L213 236L212 238H209L208 242L204 245L202 243H199L197 245H195L194 250L196 252H198V250L204 251V253L207 251H209V253L207 254V258L208 259L207 262H209L211 259H213V262L211 261L212 264H217L219 262V259L221 260V264L225 263L226 261H228L226 259V261L224 260V257L226 258L225 253L220 254L221 252L227 250V249H240L242 247H244V249H249L252 250L253 252L255 250H257L258 254L255 255V257L252 259L251 264H264V218L263 219H258L257 217H259L260 215L264 216V170L258 172ZM40 174V173H39ZM45 174V173H43ZM47 174V173H46ZM63 174V175H64ZM73 174V172L71 173V175ZM85 173H82V175H84ZM105 174V173H103ZM116 174V173H115ZM184 174V173H183ZM218 174V173H217ZM229 174V172H228ZM227 174V175H228ZM232 171H231V176H232ZM245 174V173H244ZM247 174V173H246ZM245 174V175H246ZM250 174V173H249ZM38 175V174H37ZM70 175V176H71ZM80 175V174H79ZM102 175V174H100ZM99 174H97V176H100ZM206 175V174H205ZM209 175V174H208ZM220 174L218 175H214L213 179L215 180H222V179H226L223 175H221L219 178ZM237 175V174H236ZM235 175V176H236ZM243 175V174H242ZM1 176V175H0ZM21 176V177H22ZM66 176V175H64ZM69 176V177H70ZM75 176V175H74ZM92 176V175H91ZM96 176V177H97ZM103 176V175H102ZM188 176V175H185ZM248 176V174H247ZM253 176V175H252ZM255 176V175H254ZM43 177V176H42ZM49 177V178H50ZM67 177V176H66ZM77 177V176H76ZM97 177V179H98ZM101 177V176H100ZM169 177V176H168ZM203 177V176H200ZM205 177V176H204ZM208 177V176H207ZM241 177V176H240ZM239 177V178H240ZM243 177V176H242ZM249 177V176H248ZM17 178V176H16ZM37 178V176H36ZM46 178V176H45ZM63 178V176L61 177ZM65 178V177H64ZM71 178V177H70ZM94 178V176H93ZM160 178V179H159ZM174 178V177H173ZM181 178V177H180ZM186 178V177H184ZM188 178V177H187ZM209 178V177H208ZM232 179H237L235 177H231ZM238 178V179H239ZM245 178V177H244ZM251 178V177H250ZM19 179V178H18ZM17 179V180H18ZM43 179V178H42ZM67 179V178H66ZM73 179V178H72ZM78 179L80 181H82L83 179L79 176ZM103 179V178H102ZM157 179V180H156ZM169 179V178H168ZM197 179V178H196ZM212 179V178H211ZM210 179V180H211ZM229 179V178H228ZM40 180V178H39ZM38 180V181H39ZM47 180V178H46ZM62 180V179H61ZM93 180V179H92ZM101 181V179H99ZM160 180V181H159ZM173 180V179H172ZM184 180V179H182ZM186 180V179H185ZM202 180V179H201ZM208 180V179H207ZM204 179V181H207ZM220 180V181H221ZM244 180V179H243ZM248 180V179H247ZM246 180V181H247ZM49 181V180H47ZM71 181V180H69ZM73 181V180H72ZM225 182L227 184H229L230 182H228L227 180H222V182ZM230 181V180H229ZM232 181V180H231ZM238 182L240 181L237 180ZM242 181V180H241ZM240 181V182H241ZM245 181V182H246ZM36 182V181H35ZM43 182V181H40ZM39 182V183H40ZM63 183H68V181H62ZM83 182V181H82ZM98 182V181H97ZM165 182V181H164ZM179 182V180H178ZM181 182V181H180ZM213 183H211V181L209 183V185H207L206 183H203L205 185L201 186L200 185V189L198 187L197 193L198 192H216L215 195L219 194L218 188L221 191V188L219 187L218 184L220 183H216L215 181H212ZM234 182V181H233ZM244 182V181H242ZM46 183V182H43ZM101 183V182H100ZM169 183V182H168ZM167 183V184H168ZM186 183V182H185ZM188 183V181H187ZM198 183V182H197ZM200 183V182H199ZM235 183H237L235 181ZM22 184V185H23ZM42 184V183H40ZM72 184V183H71ZM88 184V183H87ZM181 184V183H180ZM189 184V183H188ZM187 184V185H188ZM20 185V184H19ZM58 185H60L58 183ZM57 185V186H58ZM90 185V184H89ZM94 185V184H93ZM96 185V184H95ZM186 185V184H185ZM190 186L194 185V184H189ZM42 186V185H41ZM41 186H38L41 187ZM44 186V185H43ZM42 186V187H43ZM62 186V185H61ZM71 186V185H70ZM128 186H132V188H128ZM167 186V185H165ZM171 187V185H169ZM168 186V187H169ZM184 186V183H183ZM189 186V188H190ZM196 185L192 186L193 189H195ZM223 186V185H222ZM226 186V185H225ZM232 186V184H231ZM23 187V188H24ZM52 187V188H53ZM65 187V186H64ZM72 187V188H73ZM185 187V186H184ZM188 187V186H187ZM7 188V186H6ZM13 188H15V186H13ZM20 188V187H18ZM51 188V187H50ZM59 188V186L57 187ZM56 188V190H57ZM71 188V187H70ZM153 188V189H154ZM164 188V187H163ZM180 188V187H179ZM186 188V187H185ZM224 187H222L223 190ZM61 189V188H60ZM74 189V188H73ZM76 189V188H75ZM74 189V190H75ZM76 189V190H77ZM144 189V190H145ZM162 189V188H161ZM161 189H159L161 191ZM171 189V188H170ZM184 189V188H182ZM181 189V190H182ZM190 189V190H193ZM217 189V190H216ZM226 189V188H225ZM12 190V189H11ZM14 190V189H13ZM20 190V189H19ZM48 190V189H47ZM72 190V189H71ZM75 190V191H76ZM156 190V189H155ZM163 190V189H162ZM168 190V189H167ZM180 190V189H179ZM187 190V188H186ZM1 191V190H0ZM43 191V190H42ZM50 191V190H49ZM166 191V189L164 190ZM178 191V190H177ZM194 191V190H193ZM18 192V191H17ZM24 192V191H23ZM47 192V191H46ZM45 195H50V193L52 192H48V194ZM151 192V191H150ZM195 192V191H194ZM209 192V193H210ZM1 193V192H0ZM24 193V194H25ZM43 193V192H42ZM105 194L103 196V194ZM146 193V192H145ZM154 193V192H152ZM158 193V192H157ZM205 193V194H207ZM209 194L212 195V194ZM228 193H230L228 191ZM18 194V193H16ZM21 194V193H20ZM25 194V195H26ZM204 194V196H206ZM221 196L223 193H220ZM231 194V195H233ZM150 195V193H149ZM201 194L199 193V196ZM230 195V197H231ZM24 196V195H23ZM27 196V197H28ZM40 196V195H39ZM47 196V198H48ZM51 196V195H50ZM49 196V197H50ZM107 196V195H106ZM147 196V194H146ZM208 196V195H207ZM213 196V195H212ZM219 196V195H218ZM217 196V197H218ZM225 197V195H223ZM222 196V197H223ZM234 196V195H233ZM250 196L248 198H250ZM256 196V194H255ZM19 197V196H18ZM25 197V196H24ZM22 197V198H24ZM45 197V196H44ZM123 197V198H124ZM148 197V196H147ZM211 197V196H210ZM227 197H229L227 195ZM229 197V198H230ZM237 197V196H235ZM46 198V197H45ZM146 198V197H145ZM228 198V199H229ZM238 198V197H237ZM259 198V197H258ZM7 199H10L9 196H5L2 197L1 201L5 202L8 201ZM28 199V198H27ZM44 199V198H43ZM41 199V200H43ZM120 199V198H119ZM135 199V197L133 198ZM132 199V200H133ZM137 199V198H136ZM147 199V198H146ZM190 199V198H189ZM206 199V198H204ZM213 199V198H211ZM224 199V198H223ZM232 199V197H231ZM239 199V200H240ZM20 200V199H19ZM114 200V199H113ZM139 200V199H138ZM203 199L198 200L199 202L202 201ZM221 200V199H219ZM235 200V198H234ZM243 200V199H242ZM239 201L240 205L242 206L243 204L245 205L246 203L243 201ZM22 201V200H21ZM28 201V200H26ZM33 201V200H32ZM85 201V204H88L89 207H87V205H83L82 202ZM123 201V199H122ZM135 201V200H134ZM141 201V200H140ZM180 201V200H179ZM178 201V202H179ZM196 201V200H195ZM210 201V200H209ZM212 201V200H211ZM215 201V200H214ZM222 201V200H221ZM224 201V200H223ZM247 201V199H246ZM41 202V201H40ZM43 202V201H42ZM115 202V201H114ZM127 202V201H126ZM189 202V201H188ZM198 202V203H199ZM207 202V201H206ZM227 202V201H226ZM232 202V201H231ZM234 202V201H233ZM232 202V203H233ZM236 202V200H235ZM234 202V203H235ZM238 202V200H237ZM20 203V202H19ZM28 203V202H27ZM117 203V202H115ZM118 207H121L120 202H118ZM129 203V202H128ZM140 203V202H139ZM142 203V201H141ZM147 203V202H146ZM194 203V202H193ZM201 203V202H200ZM208 203V202H207ZM206 203L205 206H208ZM210 203V202H209ZM208 203V204H209ZM216 203V202H214ZM230 203V202H229ZM252 203V201H251ZM4 204V203H3ZM32 204V203H31ZM124 204V203H123ZM217 204V203H216ZM220 204V203H219ZM237 204V203H236ZM20 205L22 206L23 204L20 203ZM19 205V206H20ZM27 205V204H26ZM30 206V204H28ZM34 205V204H33ZM144 205V204H143ZM150 205V203H149ZM192 205V204H191ZM195 205V204H194ZM221 205V204H220ZM227 205V204H225ZM231 205V203H230ZM243 205V206H244ZM125 206V205H123ZM203 207V208H207V207ZM214 206V205H212ZM222 206V205H221ZM220 206V207H221ZM240 206V207H241ZM96 207V209H95ZM117 207V208H118ZM217 207V206H215ZM224 204H223V208H224ZM246 207V209H247ZM113 208V207H112ZM122 208V207H121ZM172 208V207H171ZM198 208V207H197ZM210 208V206L208 207ZM213 207H211L212 209ZM228 207H226L225 209H227ZM237 208V207H236ZM245 209V207H243ZM20 209V208H19ZM22 209V208H21ZM20 209V210H21ZM27 209V208H26ZM116 209V208H115ZM124 209V208H123ZM168 209V208H166ZM180 209V208H179ZM221 209V208H220ZM232 209V208H231ZM247 209V210H248ZM19 210V211H20ZM23 210V209H22ZM25 210V209H24ZM30 210V209H29ZM97 210H99L98 212H96ZM120 210V209H119ZM127 210V209H126ZM132 210V209H131ZM150 210V209H149ZM160 210V209H159ZM158 210V211H159ZM174 210V209H173ZM206 211V209H203ZM200 210V211H203ZM209 209H207L208 212ZM216 211L218 210L217 208L215 209ZM225 212H224V211ZM18 211V209H17ZM18 211V212H19ZM27 211V210H26ZM108 211V210H107ZM114 211V209H113ZM118 211V210H117ZM133 211V210H132ZM154 211V209H153ZM163 211V210H161ZM169 211V210H168ZM177 211V210H175ZM198 211V212H200ZM210 211V210H209ZM213 211V210H212ZM223 211V212H222ZM233 211V209H232ZM235 211V210H234ZM233 211V212H234ZM245 211V210H242ZM247 211V212H249ZM261 211V212H260ZM22 212V211H21ZM24 212V211H23ZM94 212V215L96 214V217L92 216V214ZM115 212V211H114ZM165 212V210H164ZM214 212V211H213ZM245 212V213H247ZM160 213V212H159ZM205 212H202V214ZM210 213V212H209ZM236 213V212H235ZM234 213V216H235ZM2 214V213H1ZM17 214V213H16ZM158 214V213H157ZM166 214V213H165ZM207 214V213H206ZM205 214V215H206ZM240 214V213H239ZM23 215V214H22ZM121 215V214H120ZM128 215V214H126ZM156 215V214H155ZM164 215V213H163ZM209 215V214H208ZM250 216V213L248 214ZM246 215V216H248ZM21 216V215H20ZM76 216V215H75ZM92 216V217H91ZM158 216V215H157ZM160 216V215H159ZM165 216V215H164ZM233 216V215H232ZM72 217V216H71ZM124 217L125 214H124ZM161 217V216H160ZM168 217V216H167ZM182 217V216H181ZM210 217V218H211ZM84 218V217H83ZM106 218V217H105ZM127 218V217H126ZM166 218V216H165ZM190 218V216H189ZM192 218V217H191ZM194 218V216H193ZM207 218V217H205ZM222 218L221 220L223 221L222 223H220L219 219ZM248 218V217H247ZM260 218V217H259ZM129 219V218H128ZM194 219V220H195ZM208 219V218H207ZM233 219V218H232ZM233 219V220H234ZM239 219V218H238ZM251 219V218H250ZM166 220V219H165ZM185 220V219H184ZM240 220V219H239ZM112 221V220H111ZM160 221V220H159ZM188 221H190L188 219ZM73 222V221H72ZM216 222V223H215ZM35 223L34 226L33 225H28V224H32ZM69 223V222H68ZM74 223V222H73ZM104 223V222H103ZM189 223V222H188ZM203 223V222H202ZM162 224V223H161ZM160 224V225H161ZM164 224V223H163ZM171 223H169L167 226L169 228ZM194 224V223H193ZM165 225V224H164ZM163 225V226H164ZM165 225V226H166ZM173 225V224H172ZM192 225V224H191ZM204 225V224H203ZM206 225V224H205ZM81 226V225H80ZM79 226V228H80ZM151 226H153L151 224ZM159 226V225H158ZM158 226H155V228H159ZM161 225V227H163ZM166 226V227H167ZM195 226V224H194ZM200 226V225H199ZM74 227V225H73ZM78 227V225H77ZM76 227V228H77ZM55 231H56V227ZM54 228H52L54 230ZM58 228V227H57ZM75 228V227H74ZM163 232L164 230L166 231L167 229H165V227H163ZM205 228V227H204ZM207 228V227H206ZM10 229V230H11ZM51 229V230H52ZM81 229V228H80ZM175 229V228H174ZM178 229V228H177ZM182 229V228H181ZM195 229V227H194ZM199 229V228H198ZM206 229V230H209ZM61 230V229H60ZM79 230V229H78ZM161 229L159 228L158 231H160ZM179 230V229H178ZM175 230V231H178ZM214 230V231H215ZM18 231V232H17ZM59 231V229H58ZM57 231V232H58ZM68 231V230H67ZM80 231V230H79ZM155 231V230H154ZM162 231V230H161ZM168 232L172 230H167ZM191 231V230H190ZM216 231V232H217ZM50 232V231H49ZM63 232H65L63 230ZM62 232V234H63ZM75 232V231H73ZM81 232V231H80ZM79 232V233H80ZM174 232V230H173ZM189 232V231H188ZM193 232V231H192ZM198 232V231H197ZM196 232V233H197ZM77 233V232H76ZM86 233V232H85ZM179 232H174L172 234H176L174 235L175 237L178 235ZM183 234L186 233L182 232ZM208 233V232H207ZM206 233V234H207ZM10 234V233H9ZM19 234V235H18ZM61 234V233H59ZM61 234V235H62ZM65 234V233H64ZM63 234V235H64ZM157 234V233H155ZM160 234V233H159ZM169 232V236L172 235ZM181 234V233H180ZM192 234V233H190ZM204 234V233H203ZM209 234V233H208ZM51 235V234H50ZM79 235V234H78ZM143 235V234H142ZM149 235V234H148ZM154 235V234H153ZM162 235V234H161ZM161 235L160 236L161 238ZM182 235V234H181ZM188 235V234H187ZM198 233L195 235L197 236ZM200 235V234H199ZM216 235V234H215ZM53 236V235H51ZM165 236V235H164ZM180 236V235H179ZM178 236V237H179ZM1 237V236H0ZM134 237V234H133ZM148 237V236H147ZM150 237V236H149ZM173 237V236H172ZM189 237V236H187ZM186 237V238H187ZM192 237V236H191ZM144 238V237H143ZM158 238V237H157ZM160 238L158 240H160ZM163 238V237H162ZM167 238V237H164ZM197 238V237H196ZM195 238V240H196ZM202 238V237H201ZM3 239V238H1ZM0 239V240H1ZM85 239V238H84ZM138 239V238H136ZM147 239V238H146ZM149 239V238H148ZM147 239V240H148ZM175 239V238H174ZM179 239V238H177ZM181 239V238H180ZM184 239V238H183ZM199 239V238H198ZM4 240V239H3ZM6 240V238H5ZM55 240V239H54ZM173 240V239H172ZM193 241H195L194 239H192ZM226 240V241H225ZM2 241V240H1ZM0 241V242H1ZM187 241L188 238H187ZM191 241V240H190ZM191 241V242H193ZM28 242V243H27ZM48 242V243H49ZM55 242V243H54ZM53 243L55 244V246L57 245V247L59 248V250L64 249L65 247L60 243H57L56 241H54ZM178 242V241H177ZM185 241H182V243ZM198 242V241H195ZM47 243V244H48ZM52 243V244H53ZM168 243V242H166ZM173 243V242H172ZM44 244V243H43ZM46 244V243H45ZM61 244V245H60ZM190 244V243H189ZM2 242L0 243V250H3L5 255L8 256L9 254H7V251L4 250L2 248ZM49 245V244H48ZM65 245V244H64ZM67 245V244H66ZM69 245V244H68ZM174 245V244H173ZM176 245V244H175ZM36 246V247H35ZM50 246V245H49ZM54 246V245H53ZM70 246V245H69ZM76 246V245H75ZM177 246V245H176ZM188 246V245H187ZM6 247V246H5ZM46 247V246H45ZM192 247V246H191ZM56 248V247H55ZM149 248V247H148ZM16 249H23L21 251H15ZM52 249V248H51ZM66 249V248H65ZM70 250V248H67V250ZM236 249V252L239 253ZM161 250V248H160ZM167 250V249H166ZM181 250V248H180ZM185 250V249H184ZM187 250V249H186ZM193 250V249H192ZM228 250V251H229ZM242 250V249H241ZM44 251V250H43ZM63 251V250H62ZM183 251V249L181 250V252ZM189 251V250H187ZM233 251V250H232ZM245 251V250H244ZM247 251V250H246ZM21 252V253H20ZM141 252V251H140ZM157 252V251H156ZM180 252V251H179ZM184 252V251H183ZM192 253V251H190ZM195 252V253H196ZM256 252V251H255ZM2 253V252H1ZM53 253V252H52ZM69 253V252H68ZM153 253V252H152ZM150 253V254H152ZM160 253V252H159ZM157 253V254H159ZM188 255L189 253L186 252ZM235 253V252H234ZM247 253V252H245ZM249 253V252H248ZM60 254V253H58ZM72 254V253H69ZM135 254V253H134ZM146 254V253H145ZM149 254V253H147ZM149 254V256H150ZM155 254L151 259L145 260L143 259V263L144 260L145 262L148 260H152V259H159L158 257H156ZM162 256L163 253L161 252ZM160 254V255H161ZM173 254L168 256L170 259L169 260H164L165 262L167 261L168 263L170 262H174L175 263H187L189 262L190 264H192L193 261H195L197 258L202 257L201 255L196 256V254L193 256L191 254L192 257L184 256L181 255L179 256V259L181 258V260L179 261L178 258H176L175 256L173 257ZM210 254V255H209ZM61 255V254H60ZM117 255V254H116ZM137 255V254H136ZM17 256V255H16ZM22 256V255H21ZM25 256V257H24ZM36 256V255H35ZM79 256V255H78ZM143 256V255H142ZM141 256V257H142ZM159 256V255H157ZM166 256V255H165ZM224 256V257H223ZM1 257V256H0ZM4 257V256H3ZM13 257V256H12ZM33 257V255H32ZM45 257V258H44ZM43 259H47V261H54L55 263L56 260L52 257H49L46 255L44 256ZM81 257V256H79ZM118 257V256H116ZM115 257V258H116ZM128 257V256H127ZM133 257V256H132ZM161 257V256H159ZM6 258V257H4ZM75 258V257H74ZM114 258V259H115ZM162 258V257H161ZM164 258V257H163ZM166 258V257H165ZM164 258V259H165ZM205 258V259H207ZM1 259V258H0ZM7 259V258H6ZM16 259V258H15ZM14 259V260H15ZM21 259V258H18ZM25 259V261H24ZM36 259V258H35ZM121 257L119 256L118 260L121 261ZM191 259H193V261H191ZM240 259H244V258H240ZM8 260V259H7ZM135 260V259H134ZM142 260V259H141ZM140 260V262H141ZM232 261V259H229ZM234 260V259H233ZM236 260V259H235ZM247 260V259H245ZM250 260V261H251ZM17 263L19 260H16ZM31 261L33 262V259H31ZM30 261V262H31ZM114 261V260H113ZM112 261V263L114 264V262ZM163 261V260H162ZM163 261V262H164ZM170 261V262H169ZM201 261V260H199ZM239 261V260H238ZM13 262V261H12ZM11 262V263H12ZM109 262V261H108ZM128 262V261H127ZM149 262V261H148ZM153 262V261H152ZM155 262V261H154ZM161 262V261H160ZM206 262V264H207ZM233 262V261H232ZM230 262V264L232 263ZM240 262V261H239ZM246 262V261H245ZM249 262V261H248ZM246 262V263H248ZM52 263V262H50ZM54 263V264H55ZM83 263V262H82ZM110 263V262H109ZM108 263V264H109ZM119 263V262H118ZM133 263V262H132ZM151 263V262H150ZM158 262L152 263V264H156ZM167 263V264H168ZM195 262H193L194 264ZM197 263V262H196ZM195 263V264H196ZM202 263V262H201ZM229 263V262H227ZM225 263V264H227ZM238 263V262H237ZM32 264V263H31ZM34 264V263H33ZM53 264V263H52ZM58 264V263H57ZM107 264V263H106ZM142 264V263H141ZM145 264V263H144ZM205 264V262H204ZM220 264V263H219ZM233 264V263H232ZM250 264V263H249Z\"/></svg>", "mask_w": 264, "mask_h": 264}, {"label": "rangeland", "instance_id": "2", "mask_svg": "<svg viewBox=\"0 0 264 264\" xmlns=\"http://www.w3.org/2000/svg\"><path fill=\"white\" fill-rule=\"evenodd\" d=\"M162 0H158V2H159V4H158V2H157V0L155 1V0H151L150 1V5H151V7H152V9H154V10H157L156 8H159V7H161V5H160V2H161ZM155 6V7H154ZM159 6V7H158ZM118 8H119V6H118ZM150 9V8H149ZM148 9V12H145V13H143L142 15V17L143 18H141V20L140 19H135L134 20V22H135V25H130V27L132 28L133 26H136L135 28L137 29H139L140 28V32H144V31H149V29H151L152 28V26L150 25L151 24V21H149V19L152 17H154L155 18V16H153L152 15V13L151 12H153L152 11V9H150L149 10ZM161 9H163V8H161ZM164 10V9H163ZM86 14H88V13H86ZM90 15H88V17H89V21L92 23V25H94V24H100V23H102V21H103V19H102V17H100V15L98 16L97 14H96V12H91V13H89ZM93 14V15H92ZM97 16H96V15ZM147 14V15H146ZM154 14V13H153ZM149 16V17H148ZM93 17V18H92ZM145 17H146V19H145ZM94 18L96 19V20H94ZM149 18V19H148ZM153 18V19H154ZM262 18V17H261ZM260 17L258 18L259 20L261 19ZM94 20V24H93V21H91V20ZM258 20V21H259ZM148 21V22H147ZM255 21H257V19L255 20ZM97 22V23H96ZM134 22H133V24H134ZM144 22V23H143ZM247 23H253V22H250V20H249V22H247ZM247 23H245V24H247ZM258 23H260V22H258ZM258 23H256L257 25H258ZM139 24V25H138ZM147 26H146V25ZM256 24L254 23L253 24V26H256ZM34 27V26H33ZM32 27V28H33ZM56 27H58V26H56ZM251 27V26H250ZM131 28H130V30H131ZM146 29V30H145ZM16 30L18 31V33H20L21 31L20 30H22V27L20 28V27H17L16 28ZM16 30H13L12 29V32L13 31H15L16 33H17V31ZM54 30H55V28H54ZM127 30V31H126ZM143 30V31H142ZM20 31V32H19ZM50 31H51V29H50ZM125 31L126 32H128L129 31V29H125ZM151 31V30H150ZM15 33V34H16ZM13 34H14V32H13ZM123 36H126V33L124 34L123 33ZM18 41V40H17ZM17 41H16V43H17ZM14 43V42H13ZM212 44L213 43H211V46H212ZM67 45V44H66ZM60 46H61V44L60 43H58V48H60ZM210 46V44H209V46L208 47H211ZM214 46V45H213ZM34 47V46H33ZM63 47V46H62ZM55 48H57V46L55 47ZM64 48V47H63ZM69 48V47H68ZM215 48V49H214ZM214 50L216 51V49H217V47L216 46H214ZM71 49V48H70ZM69 49V50H70ZM55 50V49H54ZM73 50V49H72ZM19 51V50H18ZM215 51H213V53H211V54H206L205 55V53H204V56L205 57H201V60H200V58L198 59V62H197V65H196V61L194 62H191V61H186L185 63H176V64H174V65H172L170 68H167V70L166 69H158V68H154L155 70L156 69H158V71H156L155 72V70H150V72L152 73V74H148V73H150V72H144V70L143 69H137L136 67H134L135 65H133V64H129L128 65V67L126 68V70H127V72H129V74L130 75H132V77L136 80V79H138L139 80V78L142 80V78L144 79V76H148V77H151V76H153V78L151 79V80H154L153 82H148V83H146V85L145 84H143L144 82H142L141 84H138V85H136V86H134L133 87V89L132 88H128V89H126V90H130V91H133V92H136L137 93V95H134V96H131L130 97V95H129V98H126L124 101L122 100L121 102H123L121 105H122V107H125V108H127L126 110H128V111H132L133 109V111H139V112H137V114H135L134 115V117H132L131 119H127V120H125L126 118H128V116H124L123 114H122V111H121V109L119 108V105H115L114 103L113 104H111L112 106H109L110 104H108L107 103V110H105V109H103V110H101L100 112L101 113H98V115H96V116H94V117H90L89 118V115L87 116L86 114H87V112H85L84 110L83 111H81L80 109H81V107H79V109H78V107H76V109H78V110H80L81 111V114L83 115H80V112H78L76 115H78V116H75V114L73 115V114H70V115H67V116H65V117H58V118H53V117H49V119H50V121H54L57 125H59V126H55V125H49V124H47V121H45V120H43V116H45L43 113H45V112H41V115H43L42 116V118H41V116H37V114H40V113H33V111H30V113H29V111L28 110H25V113L28 115V116H30V115H32V116H30V124L29 125H31V126H29L28 128L30 129V131L32 130V129H34V131L35 130H37V131H35V132H33L32 134H34V136L35 137H33L32 136V134H31V136L30 135H22V136H17V137H15L14 139L15 140H13V139H10V138H8V139H5V138H7V136H5V135H0L1 137H0V139H3V137H5L3 140H0V145H2L3 146V148H2V146L0 147V222H5L6 220L7 221H9L10 219H13L14 217H16V215H17V217L19 216L20 218L22 217V216H24V213H25V215L27 214V212H30L31 210H34V208H36L40 203H45V202H47L46 200H49V199H51V198H53V195L55 196V193H56V191H60V190H63V191H60V193H61V195H63V193H67V194H69V193H71V194H76V193H78V190H80V189H77V187H79V186H82V184L83 183H85L86 182V180H88L89 178L91 179V180H88V181H92V184L91 183H89V182H86L85 183V185H88V186H97V184H98V186L100 185V184H102V182L104 181V180H106V178L105 177H107L109 174L108 173H110V175H115V176H117V177H119L120 175H122L123 174V172H125V170H127L128 168H130L131 166H136L137 164L139 165L142 161H144V160H146L148 157L145 155V156H143V151L142 150H145V148H146V150H147V147H148V143H149V141L150 140H154V137L155 138H157V139H155V141L157 142H155L156 143V146H158V147H156L155 146V148H156V151H154V149H152L153 150V152H154V154H153V156H156V155H158L159 156V158L162 156V155H164V154H166L167 153V151H168V148L169 147H164L163 145H162V143L164 142V140L166 139V136L168 137V135L170 136L169 137V140H168V138L165 140V141H168V142H172L171 144H172V146H173V149H176V148H178L179 146H180V144H182V142H178V141H185V140H194V138H195V134L197 135L198 134V128H199V126L197 125L199 122H204V124L201 122V123H199V124H201L203 127H204V125H205V130H208V127H210L211 126V124H212V122L214 121H210V124L209 123H207V121L209 122V119H214V118H216L217 117V115H214L215 113H217L218 111H217V108L216 107H211V106H209L208 107V105L206 104V103H208L207 102V97L208 96H206V94L204 93V85H206V84H213V83H220V82H224L223 81V78H224V80H228V76H229V73L227 72V71H223V69H221V68H219L218 66V61H217V59L218 60H222V58L225 60V61H230V63L232 64V65H237L236 66V70H233V72L235 73V74H237V72L238 73H240V74H243V73H246V72H252V73H258L259 72V70L260 69H262L263 67H261V66H258V68H255V69H251L252 67H250V66H247V68H246V65H244V63H242L241 64V60H239L238 61V59H236L235 57L234 58H232V57H228V54H226L227 55V57L228 58H226V55L223 53V56L222 55H220V57H216L215 55L217 54V52L215 53ZM19 55V58H24V56H22V55H20V54H17V56ZM33 55V54H32ZM212 55H214L216 58H214V56H212ZM225 55V56H224ZM22 56V57H21ZM51 56H53V54L51 55ZM203 56V55H202ZM207 56V57H206ZM77 57H79V56H77ZM212 57V58H211ZM222 57V58H221ZM225 57V58H224ZM117 58V53H116V55H113V56H111V60H115ZM209 58H211V59H209ZM213 58H214V60H213ZM221 58V59H220ZM230 58H232V59H230ZM203 59V60H202ZM207 59V60H206ZM32 60V59H31ZM30 60V61H31ZM204 60H206L205 62H203ZM224 60H222V61H224ZM234 60V61H233ZM21 61V62H20ZM209 61V62H208ZM213 61V62H212ZM259 60H257L256 62H258ZM23 60H18V62H15V64H16V68H14L15 70H22V71H24V70H27V71H29V70H32V69H35L34 68V66H35V64L33 65V68H30L29 69V67L31 66V64H25V62H23ZM200 62V63H199ZM207 62H208V64H207ZM210 62H211V64L212 65H210ZM195 63V64H194ZM199 63V64H198ZM18 64V65H17ZM250 64H251V62H250ZM249 63H248V65H250ZM41 65L43 66V67H41ZM41 65L40 64H38V66L36 67V70H34L37 74H40V75H45V73H46V71H47V69H48V67L46 66V62L44 63V62H41ZM205 65V66H204ZM215 65V66H214ZM239 65V66H238ZM241 65V66H240ZM245 66V67H243V66ZM22 67V68H20V67ZM53 66H56V64H53ZM131 66H133L134 68H132ZM200 67V68H199ZM202 67V68H201ZM235 67V66H234ZM237 67H238V69H237ZM257 67V66H256ZM18 68V69H17ZM26 68V69H25ZM212 68V69H211ZM216 68V69H215ZM240 68V69H239ZM29 69V70H28ZM43 69H44V71H43ZM131 69V70H130ZM170 69V70H169ZM177 69V70H176ZM184 69V70H183ZM220 69V70H219ZM244 70V72H243V70ZM246 69V70H245ZM249 69V70H248ZM46 70V71H45ZM129 70V71H128ZM176 70V71H175ZM187 70V71H186ZM252 70V71H251ZM39 71V72H38ZM137 71H139V72H137ZM169 71V72H168ZM180 71V72H179ZM220 71H222L223 73H224V75L222 74V72H220ZM40 72H42V73H40ZM140 72H142V73H140ZM159 72V73H158ZM168 72V73H167ZM183 72V73H182ZM191 72V73H190ZM210 72V73H209ZM219 74V73H221V74H217V73ZM226 72L228 73V74H226ZM242 72V73H241ZM138 75H136V74ZM205 73H207V74H205ZM209 73V74H208ZM141 76H140V75ZM145 74V75H144ZM158 74H160V75H158ZM176 74H179V75H176ZM203 74H205V76L203 75ZM40 75H38V76H40ZM151 75V76H150ZM157 75V76H156ZM171 75H174V76H171ZM208 75V76H207ZM215 75H218V76H215ZM226 75V76H225ZM179 76V77H178ZM186 76V77H185ZM168 77V78H167ZM178 77V78H177ZM181 77H182V79H181ZM184 77V78H183ZM203 77V78H202ZM215 77H219V79H217V78H215ZM222 77V78H221ZM225 78H227V79H225ZM171 81H170V80ZM207 79H209V81L207 80ZM210 79H211V81H210ZM157 80V81H156ZM205 80H207V81H205ZM221 80V81H220ZM156 81V82H155ZM216 81V82H215ZM204 82V83H203ZM207 82V83H206ZM210 82V83H209ZM10 84V85H15V83L13 82L12 83V81H9V82H7V81H3L2 80V82L0 81V91L1 90H6V91H8L9 90V92L10 93H13V91L15 90V89H13L12 90V92H11V90H10V88L9 87H7V88H5V84ZM154 83V84H153ZM165 83H168V84H165ZM174 83V84H173ZM184 83V84H183ZM206 83V84H205ZM158 84V85H157ZM185 84H186V86H185ZM193 84V85H192ZM154 87H152V86ZM169 85V87H171L170 89H168L169 87H167ZM190 85V86H189ZM198 85V86H197ZM3 86H4V88H3ZM165 86V87H164ZM181 86V87H180ZM187 87L186 89H185V87ZM203 86V87H202ZM157 87V88H156ZM183 87H184V89H183ZM151 88L154 90L153 92H150V90H151ZM164 88V89H163ZM22 90V89H24L23 91H22V94L24 93V95L26 94H28L27 92H30V93H32L31 91V89L30 88H28V87H26V88H19V89H17V90ZM164 91H163V90ZM190 89V90H189ZM29 90H31V91H29ZM142 90H145V92H142ZM203 90V91H202ZM254 90V89H253ZM161 91H163V92H161ZM189 91V92H188ZM196 92V93H195ZM201 92V93H200ZM20 93H21V91H20ZM146 93V94H145ZM149 93V94H148ZM155 93V94H154ZM157 93V94H156ZM162 93V94H161ZM173 93L175 94V96L173 95ZM18 93H16V97H18L19 95H17ZM46 96H50V94H48V93H44ZM160 94V95H159ZM165 94V95H164ZM144 95V96H143ZM164 95V96H163ZM168 95V96H167ZM32 96H35L36 97V94L35 93H33V95ZM46 96H40L39 97V95H38V98L36 97L35 98V100L39 103V102H41V101H43V99H45V101H47V103L49 102V103H57V101H55L54 100V98H52L51 96V98L48 96V98H50V99H48ZM148 96H150V97H148ZM152 96H154V97H152ZM171 96H172V98H171ZM46 97V98H45ZM135 97V98H134ZM164 97H166V98H164ZM41 98V99H40ZM131 98V99H130ZM143 98V99H142ZM148 99H149V101H150V103H149V101H148ZM152 99H154V100H156V102L153 100L152 101ZM160 99H162V100H160ZM165 99V100H164ZM51 100V101H50ZM147 100V101H146ZM1 101V100H0ZM107 101H109V100H107ZM158 101V102H157ZM164 101V102H163ZM201 101L203 102V104L201 103ZM209 102H211L210 100H208ZM227 101H225L223 104H221V106L222 107H232V108H234V109H232V108H230L231 110H235L236 108H238L239 106H240V104L239 103H237V102H230V101H228L227 103H226ZM48 103V104H49ZM165 103V104H164ZM236 104L235 106H234V104ZM101 104H103L102 102H101ZM126 104V105H125ZM206 104V105H205ZM232 104H233V106H232ZM231 105V106H230ZM14 106V105H13ZM20 107L19 108H17V109H22V107H23V105H19ZM22 106V107H21ZM136 106V107H135ZM3 107V104H1V106H0V109ZM16 107V106H15ZM114 107V108H113ZM150 107V108H149ZM202 109H201V108ZM27 108V107H26ZM112 108V110H110ZM129 108V109H128ZM179 108H180V110H179ZM226 108V109H227ZM119 109H120V111H119ZM198 109H200V111L198 110ZM219 109V108H218ZM173 110V111H172ZM198 110V111H197ZM217 112H216V111ZM21 111V110H20ZM22 111H23V109H22ZM110 111V112H109ZM118 111L120 112V113H118ZM127 111V112H128ZM132 111V112H133ZM169 111V112H168ZM215 111V112H214ZM244 111H246V110H243L242 112V114L241 115H239V122L240 123H242V125L240 126V128H242L241 130H239L240 131V133H237V134H235V136L233 135V133L231 134V133H229L230 134V136H229V134H227V133H222V137L224 138V139H221V142L224 144V145H226L227 147H225L223 144H221V142H220V144H219V146H216L217 148H218V150L219 151H221V149H222V151L223 152H213L212 154L213 155H211L210 153L208 154V153H206V154H198L197 156H199V157H193L194 158V160H193V162H191L192 163V165H191V163H187V165L186 164H184V167H181V166H183V165H177V164H175V162L174 163H169L170 164V166H175L173 169V171L175 172H173L174 173V175H173V173H170L169 175L168 174H166V176L163 178V177H161V180L162 179H164V180H162L163 182H161V184L162 183H165V185H167V186H165L164 184H163V186H160L159 188L158 187H150V191L148 192V191H146V190H148V188L147 189H145V188H142L143 189V192H144V199H143V197H141V196H139V197H137V195L134 193V194H131L130 195V197L127 199V200H125L124 201V199H126L124 196V198L123 197H115L114 198V196H112V194L111 195H109V193H106V195L105 194H103V196L105 195V197H107V198H111L112 199V201H113V205H112V207L111 208H109V209H107L106 211L105 210H103V211H101V213L103 214V215H101V217H103L102 219V221L100 222L99 220H96V219H93L92 220V218H86V216L83 214V215H81V214H77V212H75L74 213V215H71V216H66V220H67V227H66V225L64 224V225H58V226H51L50 228H48V227H44V229H42V228H39V227H37V228H35V230L36 231H43L44 233H45V235L47 234V236H48V234H49V237H53L51 240H53V242L54 241H56L57 243H60V242H62L61 244L66 248H64V249H62V250H59V248L57 247V245L55 246V242L52 244L51 242H49L48 240L47 241H41V243H40V247L41 246H43V247H41L42 248V250H41V252H42V255H39V254H35V253H33V252H31V249H33V248H29V249H26V254L28 253V254H30L29 256H30V258L31 259H33V262L31 261V259H30V261H28V262H26L25 261V259H24V261H25V264H54L55 262L54 261H47V259H43V257L44 256H48V258L49 257H53L55 260H56V262L58 263V264H108L109 262V264H113L112 263V261L114 262V264H152V263H155V262H158V263H156V264H167L168 262L166 261H164V260H169L170 258L168 257V256H170V255H172V253H174L173 254V257L175 256L176 258H178V260L180 261L181 260V258L179 259V256L182 254V255H184V256H190V257H192L193 256V253H194V255L196 254V256H198V255H201L202 257H199V258H197L195 261H193V259H191V261H193V262H197L196 264H204V262H205V264H206V262L208 261V259H210V258H207V254L209 253V251H207V253L205 252L204 253V251H202L201 252V250H198V252H196L195 250H194V248H195V245H197L198 243H199V241H200V243H202V244H206L207 242H208V240H209V238H212V234H214V236H217V235H219L220 233V231L218 232L217 230H212L213 231V233L211 234L210 232H212L210 229H209V227H215V225H213V226H210L213 222V220H210V219H212V217H211V215L212 214H216L219 210H222V209H224L225 211L227 210H231V211H229V213H230V216H229V218L227 217H225V218H223L224 220L223 221H225V220H227V221H235V219H237L235 222H237V221H246V220H252V217H251V215H252V212H250L249 211V209H248V207L250 208V209H253L254 207V209H260L259 208V205H256L257 204V202H253L254 200V198H255V200H259V199H262V197L261 196H259L258 195V193H251V196H250V194H249V196H250V198H248L249 196H247V195H245V196H242L241 195V197H243V198H241L240 199V197H239V194L238 193H232L231 191L232 190H235V189H232V187H233V183H234V188H238L239 186H240V184H238V183H241L242 185L244 184V185H246L249 181H250V179L252 180V178H253V180L255 179V178H258L259 177V174H261V173H258V172H260V171H262V170H264L263 168H264V155H262V154H264L262 151L264 150V149H262V148H264V147H262V145L264 146V136H262L261 135V133L263 134L264 133V117H262L261 118V116H263V115H261V114H259V116H257V117H254V118H252L251 119V117H250V119L249 120H253L252 122L251 121H246V120H248L247 118H249V116L250 115H245V113L246 112H244ZM86 113V114H83V113ZM116 112V113H115ZM132 112H130L129 113V115H131V114H133ZM166 112H167V114H166ZM172 112V113H171ZM175 112H178V113H176L175 114ZM238 112V111H237ZM109 113V114H108ZM170 113V114H169ZM213 113V114H212ZM236 113V112H235ZM116 114V115H115ZM170 116H172V117H170L169 118V115ZM174 114H175V116H174ZM195 114V115H194ZM213 115V116H215V117H213V116H210V118H208L207 116L208 115ZM38 117V118H36V116ZM72 115V116H71ZM80 115V116H79ZM86 115V116H85ZM167 115H168V117H167ZM182 115V116H181ZM35 116V117H34ZM106 116V117H105ZM246 116H248V117H246ZM33 119H32V118ZM41 119H40V118ZM76 117H78V118H76ZM85 117H87V118H85ZM124 117H125V119H124ZM147 117V118H146ZM174 117H176V119L178 120V122H177V120L174 118ZM219 117V116H218ZM222 117V116H221ZM237 117V116H236ZM241 117L243 118L242 120H241ZM48 118V117H47ZM66 118H68V119H66ZM76 118V119H75ZM141 118V119H140ZM152 118L154 119L153 120V122L155 123V124H153V122H152ZM192 118H194V119H192ZM235 118V117H234ZM258 118H260L261 119V121H259L260 119H258ZM71 119V120H70ZM75 119V120H74ZM79 119V120H78ZM84 119V120H83ZM133 119V120H132ZM137 119V120H136ZM140 119V120H139ZM143 119V120H142ZM146 119V120H145ZM155 119H156V121H157V123L159 124L158 126H159V128H158V126H157V123H156V121H155ZM175 119V120H174ZM193 120V122H192V120ZM223 118H221V120H222ZM231 119V118H230ZM70 120V121H69ZM125 120V121H124ZM136 120V122H134ZM183 120V121H182ZM195 120H196V122H195ZM244 120H245V122H244ZM257 122H256V121ZM39 121V122H38ZM64 122V125H66V128H65V126L62 124V123H60V122ZM67 121V122H66ZM140 121V122H139ZM141 121H142V124H141ZM148 123V126H150V128H152V129H149V127H147V124H146V122ZM173 123H172V122ZM218 122H219V120H217ZM263 121V122H262ZM37 122H38V124H37ZM69 122V123H68ZM73 124H71V123ZM77 122V123H76ZM122 122H124V123H122ZM130 122V123H129ZM188 122V123H187ZM247 122V124H245ZM251 122V123H250ZM253 122H255V123H253ZM78 123H79V125H78ZM140 123V124H139ZM145 123V124H144ZM152 123V124H151ZM172 123V124H171ZM207 123V124H206ZM214 123V122H213ZM248 123H250V124H248ZM261 123V124H260ZM34 124H35V126H34ZM39 124H40V126H39ZM61 124V125H60ZM139 124V125H138ZM153 125V126H151V125ZM175 124V125H174ZM181 126H179V125ZM259 124H260V126H259ZM49 125V126H48ZM82 125V126H81ZM91 125H93V127H91ZM145 125V126H144ZM155 125V126H154ZM189 125V126H188ZM192 125H193V127H192ZM195 125V126H194ZM249 126V127H244V126ZM252 125H255V126H253L252 127ZM34 126V127H33ZM61 126H62V128H61ZM63 126H64V128H63ZM71 126H74V127H71ZM77 126V127H76ZM78 126H80V127H78ZM137 126V127H136ZM143 126V127H142ZM174 126V127H173ZM251 126V127H250ZM257 126H259L260 127V129L259 130H257L258 129V127ZM38 127V128H37ZM40 127H41V129H40ZM42 127H44V128H42ZM51 128V130H50V128ZM52 127L54 128V129H52ZM69 127H71V129L69 128ZM132 127V128H131ZM147 127V128H146ZM153 127H154V129H153ZM169 127V128H168ZM171 127V128H170ZM177 127V128H176ZM196 127V129H194ZM198 127V128H197ZM59 130H57V129ZM75 129V130H72V129ZM90 128V129H89ZM136 128V129H135ZM141 128V129H140ZM145 130H144V129ZM157 130H156V129ZM175 130H174V129ZM181 128H182V130H181ZM245 128V129H244ZM247 128L249 129L248 131L249 132H252V133H250V135H252V136H248V134L249 133H245L244 134V132H246L247 131ZM263 130H262V129ZM46 129V130H45ZM62 129H64V131L62 130ZM67 129H68V131H67ZM77 129H79V130H77ZM96 129V130H95ZM126 129V130H125ZM143 129V130H142ZM160 129V130H159ZM169 131H167V130ZM173 129V130H172ZM177 129V130H176ZM192 131H191V130ZM203 129V130H204ZM39 130V131H38ZM45 132H44V131ZM50 130V131H49ZM53 130H55V132L53 131ZM61 130V131H60ZM69 130H71V131H69ZM153 130L154 131H158V134L156 133V132H153ZM172 130V131H171ZM185 130V131H184ZM195 130V131H194ZM204 130V131H205ZM243 130H244V132H243ZM246 130V131H245ZM52 131V132H51ZM126 131H128L130 134H128ZM150 131V132H149ZM159 131H161V132H159ZM182 131V132H181ZM188 131V132H187ZM190 131V132H189ZM256 131V132H255ZM262 131V132H261ZM36 132H38V133H36ZM43 134H42V133ZM48 132V133H47ZM61 132H63V135H62V133ZM67 134H66V133ZM116 132V133H115ZM120 132L121 133H126L127 134V136H128V140H124V138L122 139L121 137H120ZM139 132V133H138ZM153 132V133H152ZM169 133L168 135L166 134V133ZM172 132V133H171ZM184 132H186V134L184 133ZM261 132V133H260ZM51 133V134H50ZM59 133V134H58ZM141 133V135L143 134V136H139V134ZM154 134V135H151V134ZM242 133V134H241ZM253 133H254V135H256V137L255 136H253ZM256 133V134H255ZM257 133H259V134H257ZM52 134H53V137H52ZM69 134V135H68ZM72 134V137H74L73 139H72V137L70 136ZM116 134H118V135H116ZM160 134V136H158ZM185 134V135H184ZM226 134V135H225ZM239 134V135H238ZM37 135V136H36ZM55 135H57V136H59V138L57 137V136H55ZM78 135V136H77ZM97 135V136H96ZM103 135V136H102ZM130 135H132V136H130ZM149 135V136H148ZM157 135V136H156ZM164 135V136H163ZM172 135V136H171ZM179 135V136H178ZM183 135H184V137H183ZM218 135H220V134H218ZM228 135V136H227ZM245 135V136H244ZM258 135V136H257ZM46 136V137H45ZM119 138H117V137ZM139 136V137H138ZM146 136V137H145ZM178 136V137H177ZM181 136V137H180ZM187 136V137H186ZM191 136V137H190ZM232 136H233V139H232ZM240 136H241V138H240ZM248 136V137H247ZM260 136V137H259ZM27 137H30L29 139L27 138ZM65 137V138H64ZM70 137V138H69ZM77 137V138H76ZM132 137H134V138H132ZM153 137V138H152ZM165 137V138H164ZM177 137V138H176ZM180 137V138H179ZM227 137H229V138H227ZM235 137V138H234ZM237 137H239V138H237ZM246 137V138H245ZM250 137H251V140H250ZM252 137H254V138H252ZM262 137H263V139H262ZM18 138V139H17ZM32 138V139H31ZM44 138V139H43ZM102 138V139H101ZM114 138V139H113ZM115 138H117L118 139V141H117V139H115ZM142 138V139H141ZM145 140H144V139ZM152 138V139H151ZM183 140H182V139ZM190 138V139H189ZM192 138V139H191ZM237 138V140H235L236 142H233V140L234 139H236ZM249 138V139H248ZM51 139V140H50ZM52 139H53V141H52ZM62 139H63V141H62ZM67 139H69V140H67ZM120 139H122L121 141L123 142H121V141H119ZM139 139V140H138ZM150 139V140H149ZM162 139H164V140H162ZM172 139V141H170ZM173 139L175 140V141H173ZM178 141H177V140ZM232 139V140H231ZM240 139V140H239ZM242 139V140H241ZM244 139H248V140H244ZM256 139H257V142H255L256 141ZM262 139V140H261ZM41 140H44V141H41ZM48 141V143H47V141ZM56 140H58V141H56ZM60 140V141H59ZM67 140V141H66ZM110 140V141H109ZM115 140H116V142H115ZM133 140V141H132ZM138 140V141H137ZM140 140H142V142L140 141ZM143 140L145 141V143L143 142ZM147 140V141H146ZM159 140V141H158ZM225 140H227V141H225ZM239 140V142H237ZM39 141H41V142H39ZM46 141V142H45ZM54 141H56V142H54ZM64 141H65V143H64ZM70 141V142H69ZM72 141V142H71ZM74 141H75V143H74ZM78 141V142H77ZM88 141V142H87ZM113 141V142H112ZM247 142L248 143V146H247V143H245V142ZM249 141V142H248ZM252 142V144H253V146H252V144H251V142ZM258 141H260V142H258ZM263 141V142H262ZM3 142V143H2ZM4 142H5V144H4ZM36 142V143H35ZM53 142V143H52ZM62 142V143H61ZM119 142H120V144H119ZM131 142H133L134 143V146L135 145H139V146H141V148H140V153L139 154H135L134 155V153H135V151L133 150V148L130 146L131 145ZM141 142V143H140ZM161 142V143H160ZM175 142V143H174ZM177 142V143H176ZM224 142H227V144L226 143H224ZM231 142V143H230ZM244 142V143H243ZM52 143V144H51ZM79 143H80V145H79ZM107 143H110L109 145L107 144ZM118 143V144H117ZM122 143V144H121ZM125 143V144H124ZM129 143V144H128ZM143 143H144V145L146 146H144L143 145ZM228 143H230V144H228ZM236 143H237V145H236ZM243 143V144H242ZM257 143V144H256ZM263 143V144H262ZM4 144V145H3ZM35 144V145H34ZM45 144H47V145H45ZM68 144V145H67ZM69 144H74L73 145V147H75V145H76V149H78V150H76V152H77V154L79 155V156H77V154L74 156V161L75 162H77V161H79V162H77L78 163V167L79 168H73V164L72 163H74V161H72L73 159L72 158H70V156H71V154H70V145ZM79 146H78V145ZM83 144V145H82ZM88 144H90V147H89V145ZM107 144V145H106ZM111 144H113V145H111ZM127 144V145H126ZM141 144V145H140ZM160 144V145H159ZM174 144V145H173ZM233 144V145H232ZM238 144H241V146L240 145H238ZM249 144L251 145V146H249ZM261 144V145H260ZM32 145H34V146H32ZM40 145V146H39ZM60 145V146H59ZM66 145V146H65ZM106 145V147H104ZM119 145H122V148H123V150L124 151H122V148H121V146H119ZM162 145V146H161ZM222 145V146H221ZM228 145H229V147H228ZM232 145V147L235 145V147H230ZM243 145H245V146H243ZM255 145V146H254ZM50 146H52L51 148H50ZM111 146V149L109 148ZM116 146H119V147H116ZM131 148L130 150H129V148ZM144 146V147H143ZM167 146V145H166ZM177 146V147H176ZM241 148H240V147ZM257 146V147H256ZM258 146H259V148H258ZM29 147V148H28ZM45 147H47V148H45ZM63 149H62V148ZM68 147V148H67ZM78 147V148H77ZM85 147V148H84ZM100 147V148H99ZM102 147V148H101ZM114 147V148H113ZM164 149H163V148ZM215 147V150H217V148ZM236 147H239L240 149H242V148H244L245 149V151L242 149L241 151H240V149H238V148H236ZM249 147H251V148H253V149H250ZM262 147V148H261ZM2 148V149H1ZM31 148V149H30ZM55 148V149H54ZM80 148H82V149H80ZM92 150H91V149ZM95 148H98L97 150H95ZM158 148V149H157ZM163 149V151L162 150H160V149ZM166 148V149H165ZM225 148V149H224ZM29 149V150H28ZM67 149V150H66ZM108 149H110V150H108ZM120 149V150H119ZM126 149V150H125ZM129 151H128V150ZM228 149H230L231 151H229ZM234 149V150H233ZM248 149V150H247ZM250 149V150H249ZM258 149L260 150V151H258ZM262 149V150H261ZM55 152H54V151ZM63 150V151H62ZM69 150V151H68ZM87 150L88 151H93V152H87ZM98 150H99V152H98ZM108 152H107V151ZM145 150V151H146ZM160 150V151H159ZM237 150V151H236ZM247 150V151H246ZM251 150H253L254 152H252ZM256 150V151H255ZM2 151V152H1ZM66 151H68V152H66ZM79 151V152H78ZM83 151V152H82ZM96 151V152H95ZM107 153H106V152ZM112 151H113V153H112ZM116 153H115V152ZM126 151H128V154H127V152ZM134 151V152H133ZM148 151V150H147ZM158 151H159V153H158ZM236 151V152H235ZM238 151H240V152H238ZM22 152V154L26 157L25 158V162H28L27 164H29L30 166H32V168L33 169H35V171H34V173L33 174H36V176H37V178H36V176H35V180L33 181V185L35 184V186H36V188L38 189V193H37V198H35V199H33V198H29V196H28V194H26L25 192H27V189L24 187L25 185L23 184V176L21 175V174H19V173H21L20 172V170H19V159L20 158H22L20 155H17L18 153H21ZM45 152H49V153H51L50 155H48L49 153H45ZM82 152V153H81ZM85 152V153H84ZM112 154H111V153ZM123 152L125 153V154H123ZM131 152H132V155H131ZM152 152V153H153ZM228 152L231 154V156L232 155H234V156H230L229 154H228ZM233 152H235V154L233 153ZM239 154H238V153ZM255 152H257L256 154H255ZM68 153V154H67ZM96 153V154H95ZM100 153V154H99ZM141 153H142V155H141ZM156 153V154H155ZM162 153V154H161ZM217 153V154H216ZM226 153V154H225ZM233 153V154H232ZM242 153V154H241ZM253 153V154H252ZM6 154V155H5ZM55 154V155H54ZM64 154H67L66 156L64 155ZM86 154V155H85ZM92 154V155H91ZM94 154V155H93ZM98 154V155H97ZM105 154H107L106 156H105ZM110 154V155H109ZM114 154V155H113ZM118 154V155H117ZM120 154V155H119ZM216 154V155H215ZM244 154V155H243ZM45 155H46V157H45ZM53 155V157H54V164H55V166H62L61 168H59V170H61V171H59V172H64V173H66V174H64L63 172L62 173H60L59 174V180H57V181H54V184H55V187L57 188L58 186H59V188H57V190H56V188L54 189V187L52 186L53 185V183L51 182V177H50V168L53 166V164L51 165V156ZM70 155V156H69ZM102 155L104 156V157H102ZM116 155V156H115ZM127 155V156H126ZM131 155V156H130ZM138 155V156H137ZM209 155V156H208ZM215 155V156H214ZM217 155H220L221 157H216ZM227 155H228V158H226L227 157ZM237 155H239V156H237ZM242 155V156H241ZM262 155V156H261ZM9 156V157H8ZM20 156V157H19ZM40 156V157H39ZM48 156H50V157H48ZM63 156V157H62ZM81 156H82V158H81ZM85 156H88V157H85ZM110 156H111V158H110ZM115 156V157H114ZM120 156V157H119ZM133 156V157H132ZM135 156V157H134ZM152 156V157H153ZM200 156H203V157H201V159L203 158H205V160H203V162L205 163H203L202 162V160L201 159H199L200 158ZM205 156H207L208 158H206ZM223 156V157H222ZM226 156V157H225ZM230 156V157H229ZM247 156V157H246ZM260 156V157H259ZM19 159H18V158ZM29 157H31V158H29ZM69 157V158H68ZM78 159H77V158ZM84 157L85 158H88V160L87 159H84ZM91 157H93V158H91ZM96 157H97V161L99 162H97V164H96V162H94L95 160H96ZM100 158V161H99V158ZM113 157V158H112ZM126 157V158H125ZM225 157V158H224ZM234 157V158H233ZM240 157V158H239ZM251 157V158H250ZM256 157H257V160H259L258 162L260 163V164H262V167H260L261 165L257 162V160H256ZM262 157V158H261ZM9 158H10V160H9ZM27 158H28V161H27ZM34 159V160H29V159ZM37 158V159H36ZM45 158V159H44ZM62 158H63V160H62ZM68 158V159H67ZM107 158H108V160H107ZM120 160H118V159ZM130 158H131V161H130ZM135 158V159H134ZM154 158V157H153ZM152 158V159H153ZM196 158V159H195ZM201 161L200 163H202V164H204V165H206L205 166V170L203 169V165H198V163H199V160ZM219 158V159H218ZM223 158V159H222ZM230 158H231V161H230ZM238 158V159H237ZM242 158V159H241ZM246 158V159H245ZM36 159V160H35ZM44 160V162H43V160ZM57 159H59V160H61V161H59V160H57ZM72 159V160H71ZM80 159H82L81 161H80ZM84 159V160H83ZM103 159V160H102ZM115 159V160H114ZM127 159V160H126ZM141 159V160H140ZM225 159V160H224ZM240 159V160H239ZM249 159H253L252 161H254L255 163H256V165L255 164H253V165H251L253 162L251 161V160H249ZM263 161H262V160ZM16 160V161H15ZM20 160H22V159H20ZM39 160V161H38ZM42 160V161H41ZM46 160V161H45ZM49 160V161H48ZM65 160V161H64ZM67 160H68V163H67ZM86 160V161H85ZM122 160V161H121ZM134 160V161H133ZM212 160H214V161H211ZM219 160V161H218ZM227 160H229V161H227ZM18 161V162H17ZM23 161H24V157H23ZM35 161V162H34ZM47 161H48V163H47ZM56 161V162H55ZM63 161V162H62ZM82 161H85V162H82ZM108 161H110V163L108 162ZM127 163H126V162ZM141 161V162H140ZM195 161V162H194ZM196 161H197V163H196ZM218 163V165H217V163ZM220 161H222V162H224V163H222V162H220ZM227 163H226V162ZM233 161H235L234 163H233ZM250 161H251V164H250ZM261 161V162H260ZM38 164H37V163ZM39 162H41L40 164H39ZM62 162V163H61ZM82 162V163H81ZM87 162V163H86ZM103 164L104 162V167L102 166V164ZM120 162H122L121 163V168L119 169V165H120ZM124 162V163H123ZM130 162V163H129ZM132 162H134V163H132ZM136 162H139V163H136ZM173 162V161H172ZM208 162H211V163H208ZM229 162H231V163H229ZM236 162H238L237 164L238 165H236L237 167H239V168H237V167H235V166H233V165H235L236 164ZM243 162L244 163H246L247 162V164H243ZM14 163V164H13ZM32 163H33V165H32ZM36 163V164H35ZM43 163L45 164L44 166H43ZM83 163H84V168L82 167V165H83ZM86 163V164H85ZM88 163H89V165H88ZM93 163H94V165H93ZM110 165H109V164ZM115 163V164H114ZM207 163V164H206ZM221 163V164H220ZM229 163V164H228ZM242 163V164H241ZM66 164V165H65ZM68 164H70V165H68ZM108 166H107V165ZM194 164V165H193ZM220 164V165H219ZM231 164V165H230ZM37 165H39V166H37ZM40 165H42V166H40ZM47 165V166H46ZM64 165V166H63ZM92 165V166H91ZM98 165H100V166H98ZM105 165H106V167H105ZM114 167H113V166ZM115 165L116 166H118V167H116L115 168ZM137 165V166H138ZM177 165V166H176ZM211 165H212V167H211ZM224 165V166H223ZM227 165V166H226ZM247 166L246 167V169H245V166ZM255 165V166H254ZM17 166V167H16ZM87 166V167H86ZM89 166H90V168H89ZM109 166H112V170L111 169H109ZM191 166H194V167H191ZM197 166H199V167H197ZM202 167V169H201V167ZM218 166H220V167H218ZM244 166V167H243ZM250 166V167H249ZM255 167V168H253L252 169V167ZM259 166V167H258ZM42 167H43V169H42ZM65 167V168H64ZM66 167H67V169H66ZM96 167H97V169H96ZM224 167V168H223ZM229 167V168H228ZM248 167H249V170H248ZM42 169V170H40V171H38L39 169ZM49 168V169H48ZM65 170H64V169ZM69 168H70V170H69ZM86 168V169H85ZM93 168V169H92ZM183 168V169H182ZM191 168V169H190ZM209 168H214V169H212V170H216V168L220 171V169H221V171L219 172L218 170L217 171H211V169H210V172H209V170H207V169H209ZM229 170H228V169ZM231 168V169H230ZM235 168H237V169H235ZM244 168V169H243ZM260 170H259V169ZM261 168H262V170H261ZM36 169H37V171H36ZM46 169V170H45ZM79 169V170H78ZM84 169V170H83ZM88 169V170H87ZM102 169V170H101ZM103 169H104V171H103ZM182 169V170H181ZM185 169V170H184ZM228 170L227 172H225V170ZM233 169H235L236 171H234ZM48 170V171H47ZM73 170V171H72ZM84 172H83V171ZM96 170V171H95ZM101 170V171H100ZM107 170V171H106ZM112 172H110V171ZM117 170V171H116ZM119 170V171H118ZM121 170V171H120ZM176 170V171H175ZM207 170V171H206ZM241 170V171H240ZM242 170L244 171L243 173H242ZM256 170L258 171V172H256ZM45 171V172H44ZM75 171V172H74ZM82 171V172H81ZM94 171V172H93ZM184 171V172H183ZM225 173H224V172ZM231 171H232V176H231ZM235 173H234V172ZM240 171V172H239ZM245 171H247V172H245ZM256 172V173H254V174H252L253 172ZM49 172V173H48ZM73 172V174L71 175V173ZM77 172V173H76ZM108 172V173H107ZM116 174H115V173ZM177 172V173H176ZM179 172V173H178ZM184 174H183V173ZM208 172V173H207ZM211 172H214L215 174H212L213 176L214 175H218V174H220L219 176H218V178L221 176V175H223V174H225V175H223L226 179H222V180H227L228 182H230L229 184H227V183H225L224 181L222 182V180L220 181V180H215V179H213V176H210L211 175ZM228 172H229V174H228ZM237 172V173H236ZM239 172V173H238ZM40 173V174H39ZM43 173H45V174H43ZM47 173V174H46ZM82 173H85L84 175H82ZM103 173H105V174H103ZM218 173V174H217ZM247 173L248 174V176H247V174L245 175V174ZM250 173V174H249ZM38 174V175H37ZM66 175V176H64V175ZM80 174V175H79ZM86 174H88V176L86 175ZM97 174H102V175H100L99 177L97 176ZM108 174V175H107ZM206 174V175H205ZM209 174V175H208ZM228 174V175H227ZM237 174V175H236ZM243 174V175H242ZM71 175V176H70ZM75 175V176H74ZM92 175V176H91ZM185 175H188V176H185ZM236 175V176H235ZM253 175V176H252ZM255 175V176H254ZM16 176H17V178H16ZM22 176V177H21ZM43 176V177H42ZM45 176H46V178H47V180H49V181H47L46 180V178H45ZM63 176V178H61ZM71 178H70V177ZM77 176V177H76ZM81 177L83 180V182L82 181H80L79 179H78V177ZM87 176V178H85L84 179V177H86ZM93 176H94V178H93ZM98 177V179H97V177ZM169 176V177H168ZM200 176H203V177H200ZM205 176V177H204ZM209 178H208V177ZM241 176V177H240ZM243 176V177H242ZM50 177V178H49ZM65 177V178H64ZM174 177V178H173ZM181 177V178H180ZM184 177H186V178H184ZM188 177V178H187ZM231 177H235V178H239L240 179V181L242 180V181H244V182H238L237 180H239L238 178L237 179H232ZM245 177V178H244ZM251 177V178H250ZM19 178V179H18ZM39 178H40V180H39ZM43 178V179H42ZM67 178V179H66ZM73 178V179H72ZM103 178V179H102ZM169 178V179H168ZM197 178V179H196ZM212 178V179H211ZM229 178V179H228ZM18 179V180H17ZM62 179V180H61ZM74 179H76L77 181H79V182H81V183H79L78 184V182H75V187H73L74 186ZM99 179H101V181L99 180ZM160 179V178H159ZM173 179V180H172ZM182 179H184V180H182ZM186 179V180H185ZM202 179V180H201ZM204 179L205 180H207V181H204ZM211 179V180H210ZM244 179V180H243ZM248 179V180H247ZM39 180V181H38ZM69 180H71V181H69ZM73 180V181H72ZM103 180V181H102ZM157 180V179H156ZM178 180H179V182H178ZM230 180V181H229ZM232 180V181H231ZM247 180V181H246ZM36 181V182H35ZM40 181H43V182H46V183H43V182H40ZM62 181H68V183H63ZM98 181V182H97ZM160 181V180H159ZM165 181V182H164ZM181 181V182H180ZM187 181H188V183L189 184H194V185H196L194 188L195 189H193V187L192 186H194V185H192V186H190L188 183H187ZM211 181V183H213L212 181H215L216 183H220V184H218L219 185V187L221 188V191H220V189L218 188V190L219 191H217V192H219V194H217V195H215L216 194V192H210L212 195H210L209 196V192L207 193V192H198L197 193V189L199 188L200 189V185L201 186H203V185H205V184H203V183H206L207 185H209V184H211V183H209ZM234 181V182H233ZM235 181L237 182V183H235ZM246 181V182H245ZM42 183V184H40V183ZM101 182V183H100ZM169 182V183H168ZM186 182V183H185ZM198 182V183H197ZM200 182V183H199ZM201 182H203V183H201ZM58 183L60 184V185H58ZM72 183V184H71ZM88 183V184H87ZM168 183V184H167ZM181 183V184H180ZM183 183H184V186L187 188V190H186V188L183 186ZM20 184V185H19ZM23 184V185H22ZM90 184V185H89ZM94 184V185H93ZM96 184V185H95ZM186 184V185H185ZM188 184V185H187ZM203 184V185H202ZM231 184H232V186H231ZM239 185V186H236V185ZM43 187H42V186ZM58 185V186H57ZM62 185V186H61ZM71 185V186H70ZM169 185H171V187L169 186ZM223 185V186H222ZM226 185V186H225ZM6 186H7V188H6ZM13 186H15V188H13ZM38 186H41V187H39L38 188ZM65 186V187H64ZM169 186V187H168ZM188 186V187H187ZM189 186H190V188H189ZM231 188H230V187ZM18 187H20V188H18ZM24 187V188H23ZM51 187V188H50ZM53 187V188H52ZM71 187V188H70ZM76 190H74L73 188ZM132 188V186H128V188ZM164 187V188H163ZM180 187V188H179ZM196 187H198V188H196ZM222 187H224L223 188V190H222ZM227 187L228 188H230V189H232V190H230V189H227ZM61 188V189H60ZM154 188V189H153ZM163 190H162V189ZM171 188V189H170ZM182 188H184V189H182ZM226 188V189H225ZM12 189V190H11ZM14 189V190H13ZM20 189V190H19ZM48 189V190H47ZM72 189V190H71ZM145 189V190H144ZM156 189V190H155ZM159 189H161V191L159 190ZM166 189V191H164ZM168 189V190H167ZM180 189V190H179ZM182 189V190H181ZM190 189H193V190H190ZM43 190V191H42ZM50 190V191H49ZM67 190H69V191H67ZM178 190V191H177ZM217 190V189H216ZM18 191V192H17ZM24 191V192H23ZM47 191V192H46ZM228 191L230 192V193H228ZM43 192V193H42ZM45 192H46V194H48V192H52V193H50V197L48 196V195H45ZM55 192V193H54ZM69 192V193H68ZM76 192V193H75ZM146 192V193H145ZM152 192H154V193H152ZM158 192V193H157ZM16 193H18V194H16ZM21 193V194H20ZM26 195H25V194ZM149 193H150V195H149ZM199 193L201 194L200 196H199ZM205 193H207V194H205ZM220 193H223L222 194V196L223 195H225V197L223 196H221V194ZM146 194H147V196H146ZM204 194L206 195V196H204ZM231 194H233V195H231ZM255 194H256V196H255ZM25 197H24V196ZM40 195V196H39ZM208 195V196H207ZM219 195V196H218ZM227 195L230 197V195H231V197H232V199H231V197L229 198V197H227ZM5 196H9L10 197V199H7L8 201H5V202H2L1 201V199H2V197H5ZM19 196V197H18ZM28 196V197H27ZM46 198H45V197ZM47 196H48V198H47ZM218 196V197H217ZM235 196H237V197H235ZM22 197H24V198H22ZM135 197V199H133ZM147 199H146V198ZM254 197V198H253ZM259 197V198H258ZM28 198V199H27ZM44 198V199H43ZM120 198V199H119ZM137 198V199H136ZM190 198V199H189ZM204 198H206V199H204ZM211 198H213V199H211ZM224 198V199H223ZM229 198V199H228ZM234 198H235V200H236V202H235V200H234ZM253 198V199H252ZM20 199V200H19ZM41 199H43V200H41ZM114 199V200H113ZM122 199H123V201H122ZM133 199V200H132ZM139 199V200H138ZM200 199H203L202 201H198V200H200ZM219 199H221V200H219ZM240 199V200H239ZM244 200V202L246 203L244 206L242 205H240V202L239 201H241V200ZM246 199H247V201H246ZM22 200V201H21ZM26 200H28V201H26ZM33 200V201H32ZM135 200V201H134ZM142 201V203H141V201ZM180 200V201H179ZM196 200V201H195ZM210 200V201H209ZM212 200V201H211ZM215 200V201H214ZM224 200V201H223ZM237 200H238V202H237ZM242 200V201H243ZM41 201V202H40ZM43 201V202H42ZM45 201V202H44ZM117 202V203H115V202ZM127 201V202H126ZM179 201V202H178ZM189 201V202H188ZM209 203H207V202ZM227 201V202H226ZM233 203H232V202ZM251 201H252V203H251ZM21 204H23L22 206L20 205V203ZM28 202V203H27ZM39 202V203H38ZM118 202H120V204H121V207H118ZM129 202V203H128ZM140 202V203H139ZM147 202V203H146ZM194 202V203H193ZM199 202V203H198ZM214 202H216V203H214ZM231 203V205H230V203ZM4 203V204H3ZM32 203V204H31ZM37 203H38V205H37ZM83 203V205H87V207H89L88 206V204H85V201L84 202H82ZM124 203V204H123ZM149 203H150V205H149ZM206 203H207V205L208 206H205L206 205ZM222 205H220V204ZM237 203V204H236ZM27 204V205H26ZM28 204H30V206L28 205ZM34 204V205H33ZM144 204V205H143ZM192 204V205H191ZM195 204V205H194ZM223 204H224V208H223ZM225 204H227V205H225ZM247 204H249V206L247 205ZM20 205V206H19ZM123 205H125V206H123ZM212 205H214V206H212ZM248 207H247V206ZM255 205V206H254ZM207 207V208H203V207ZM210 206V208H208ZM215 206H217V207H215ZM221 206V207H220ZM241 206V207H240ZM252 206H254L253 208H251ZM118 207V208H117ZM172 207V208H171ZM198 207V208H197ZM211 207H213L212 209H211ZM226 207H228L227 209H225ZM237 207V208H236ZM243 207H245V209L243 208ZM246 207H247V209H246ZM21 210H20V209ZM27 208V209H26ZM116 208V209H115ZM124 208V209H123ZM166 208H168V209H166ZM180 208V209H179ZM218 209L217 211L215 210V209ZM221 208V209H220ZM233 209V211H232V209ZM17 209H18V211H17ZM25 209V210H24ZM30 209V210H29ZM95 209H96V207H95ZM113 209H114V211H113ZM120 209V210H119ZM127 209V210H126ZM133 211H132V210ZM150 209V210H149ZM153 209H154V211H153ZM160 209V210H159ZM174 209V210H173ZM203 209H206V211L205 210H203ZM207 209H209L208 210V212H207ZM27 210V211H26ZM118 210V211H117ZM159 210V211H158ZM161 210H163V211H161ZM164 210H165V212H164ZM169 210V211H168ZM175 210H177V211H175ZM200 210H203V211H200ZM214 212H213V211ZM223 210V211H224ZM242 210H245V211H242ZM22 211V212H21ZM24 211V212H23ZM99 210H97L96 212H98ZM198 211H200V212H198ZM222 211V212H223ZM224 211V212H225ZM247 211H249V212H247ZM96 212H94V213H96ZM160 212V213H159ZM202 212H205V213H203L202 214ZM210 212V213H209ZM236 212V213H235ZM245 212H247V213H245ZM261 212V211H260ZM2 213V214H1ZM17 213V214H16ZM94 213L92 214V212H91V214H92V216H94V217H96V214L94 215ZM158 213V214H157ZM163 213H164V215L166 216V218H165V216L163 215ZM166 213V214H165ZM207 213V214H206ZM234 213H235V216H234ZM240 213V214H239ZM250 213V216L248 215ZM23 214V215H22ZM121 214V215H120ZM124 214H125V216L127 217H124ZM126 214H128V215H126ZM156 214V215H155ZM206 214V215H205ZM209 214V215H208ZM211 214V215H210ZM21 215V216H20ZM76 215V216H75ZM158 215V216H157ZM161 217H160V216ZM233 215V216H232ZM239 216V217H237V218H235L236 216ZM246 215H248V216H246ZM12 216H14V217H12ZM91 216V217H92ZM168 216V217H167ZM182 216V217H181ZM189 216H190V218H189ZM193 216H194V218H193ZM196 216H198V217H196ZM202 216H204L202 219H206V221H208V222H212V223H205L204 221H201L200 223H199V221H197V219L199 220H201V217ZM84 217V218H83ZM106 217V218H105ZM192 217V218H191ZM195 217L197 218V219H195ZM205 217H207V218H205ZM211 217V218H210ZM248 217V218H247ZM260 217V218H259ZM259 217H257V220L258 219H263L264 218V216L263 215H260ZM261 217H263V218H261ZM129 218V219H128ZM234 220H233V219ZM240 220H239V219ZM251 218V219H250ZM166 219V220H165ZM185 219V220H184ZM188 219L190 220V221H188ZM195 219V220H194ZM222 218H220L219 219V221H220V223H222L223 221L221 220ZM112 220V221H111ZM160 220V221H159ZM6 221V222H7ZM74 223H73V222ZM69 222V223H68ZM104 222V223H103ZM189 222V223H188ZM203 222V223H202ZM162 223V224H161ZM166 225H168L169 223H171L170 224V226H169V228H168V226L166 227L164 224ZM195 224V226H194V224ZM216 223V222H215ZM34 224L35 223H32V224H28V225H33L34 226ZM151 224L153 225V226H151ZM163 226V227H165V229H167V230H172V232L171 231H169L170 232V234H172V233H174V232H179L178 233V235L175 237L174 235H176V234H172V235H170L169 236V232L166 230H164V232H163V227H161V225ZM173 224V225H172ZM192 224V225H191ZM204 224V225H203ZM206 224V225H205ZM73 225H74V227H73ZM77 225H78V227H77ZM81 225V226H80ZM159 225V226H158ZM200 225V226H199ZM208 225H209V227H208ZM79 226H80V228H79ZM155 226H158L161 230L160 231H158L159 230V228H155ZM54 227H56V231H55V228ZM58 227V228H57ZM77 227V228H76ZM194 227H195V229H194ZM205 227V228H204ZM207 227V228H206ZM52 228H54V230L52 229ZM175 228V229H174ZM179 230H178V229ZM182 228V229H181ZM199 228V229H198ZM11 227H8V229H7V231L8 232H5V234H3V235H0L1 237H0V239L1 238H3V239H1L0 241L2 242V248L4 249V250H6L7 251V247H8V245H10V241H9V236L10 237H12L13 235H15V233L14 232H16V231H13L14 229H11ZM52 229V230H51ZM58 229H59V231H58ZM61 229V230H60ZM81 231H79V230ZM206 229H209V230H206ZM63 230L65 231V232H63ZM68 230V231H67ZM155 230V231H154ZM173 230H174V232H173ZM175 230H178V231H175ZM191 230V231H190ZM11 231H12V233H13V235H12V233H11ZM50 231V232H49ZM58 231V232H57ZM73 231H75V232H73ZM186 231H187V233H186ZM189 231V232H188ZM193 231V232H192ZM198 231V232H197ZM217 231V232H216ZM18 232V231H17ZM62 232H63V234H62ZM77 232V233H76ZM80 232V233H79ZM86 232V233H85ZM182 232H185L186 233V236H185V234H183ZM198 233V235L197 236H195L197 233ZM209 234H208V233ZM10 233V234H9ZM59 233H61V234H59ZM155 233H157V234H155ZM160 233V234H159ZM182 235H181V234ZM190 233H192V234H190ZM204 233V234H203ZM207 233V234H206ZM219 233V234H218ZM53 235V236H51V235ZM79 234V235H78ZM133 234H134V237H133ZM143 234V235H142ZM149 234V235H148ZM154 234V235H153ZM162 234V235H161ZM188 234V235H187ZM200 234V235H199ZM216 234V235H215ZM19 235V234H18ZM158 235H161V238H160V236H158ZM165 235V236H164ZM180 235V236H179ZM148 236V237H147ZM150 236V237H149ZM173 236V237H172ZM179 236V237H178ZM187 236H189V237H187ZM192 236V237H191ZM213 236V237H214ZM144 237V238H143ZM158 237V238H157ZM163 237V238H162ZM164 237H167V238H164ZM188 238V240L189 241H187V238ZM197 237V238H196ZM202 237V238H201ZM5 238H6V240H5ZM85 238V239H84ZM136 238H138V239H136ZM148 240H147V239ZM160 238V240H158ZM175 238V239H174ZM177 238H179V239H177ZM181 238V239H180ZM184 238V239H183ZM195 238H196V240H195ZM199 238V239H198ZM55 239V240H54ZM173 239V240H172ZM192 239H194L195 241H198V242H195V241H193ZM193 241V242H191V241ZM6 241H9V242H6ZM178 241V242H177ZM182 241H185V242H183L182 243ZM226 241V240H225ZM0 242V243H1ZM49 242V243H48ZM166 242H168V243H166ZM173 242V243H172ZM4 243L5 244H8V245H4ZM28 243V242H27ZM44 243V244H43ZM46 243V244H45ZM50 245H48V244ZM190 243V244H189ZM199 243V244H200ZM60 244V245H61ZM65 244V245H64ZM67 244V245H66ZM70 246H69V245ZM174 244V245H173ZM177 246H176V245ZM54 245V246H53ZM76 245V246H75ZM188 245V246H187ZM6 246V247H5ZM46 246V247H45ZM192 246V247H191ZM36 247V246H35ZM56 247V248H55ZM149 247V248H148ZM194 247V248H193ZM52 248V249H51ZM67 248H70V250L68 249L67 250ZM160 248H161V250H160ZM180 248H181V250L183 249V251L181 252V250H180ZM167 249V250H166ZM185 249V250H184ZM189 250V251H187V250ZM193 249V250H192ZM236 249H238V248H236ZM236 249L234 248V249H227V250H225V251H223V252H221L220 254H222V253H225V254H222V255H225L226 256V258L224 257V260L223 261H226V259L228 260V261H226L225 263H227V262H229V263H227V264H230V262H232L233 264H251V262H252V260L250 259V258H254L255 257V255L256 254H258V252H257V250H255L254 252L252 251V250H249V249H244V247H242V248H240V249H238L237 251L239 252V253H237L236 252ZM242 249V250H241ZM21 251V250H23V249H16L15 251ZM44 250V251H43ZM229 250V251H228ZM233 250V251H232ZM245 250V251H244ZM247 250V251H246ZM141 251V252H140ZM157 251V252H156ZM180 251V252H179ZM190 251H192V253L190 252ZM2 252V253H1ZM22 252V251H21ZM20 252V253H21ZM53 252V253H52ZM72 253V254H69V253ZM153 252V253H152ZM160 252V253H159ZM161 252L163 253V256H162V254H161ZM186 252H188L189 254L188 255H186L187 253ZM196 252V253H195ZM235 252V253H234ZM245 252H247V253H245ZM249 252V253H248ZM9 253H11V254H9ZM58 253H60V254H58ZM135 253V254H134ZM146 253V254H145ZM147 253H152V254H150V256H154L155 254H157V253H159V254H157V255H159V256H161V257H159V256H157L156 255V257H158L159 259H152V260H148V261H146L145 262V260H147L148 259V257H149V259H151L152 257H150L149 256V254H147ZM181 253V254H180ZM7 254H9L8 256H6L5 255V253H4V251L3 250H0V264H19V263H21V262H23L22 261V257H23V252L21 253V254H19V252H9V250L7 251ZM28 254L26 255V256H28ZM117 254V255H116ZM137 254V255H136ZM161 254V255H160ZM191 254H192V256H191ZM17 255V256H16ZM22 255V256H21ZM32 255H33V257H32ZM36 255V256H35ZM81 256V257H79V256ZM143 255V256H142ZM166 255V256H165ZM210 255V254H209ZM6 257V258H4V257ZM13 256V257H12ZM116 256H118V257H116ZM119 256L122 258L121 259V261L120 260H118V258H119ZM128 256V257H127ZM133 256V257H132ZM142 256V257H141ZM188 256V257H189ZM25 257V256H24ZM75 257V258H74ZM116 257V258H115ZM165 259H164V258ZM16 258V259H15ZM18 258H21V259H18ZM36 258V259H35ZM45 258V257H44ZM115 258V259H114ZM146 258V259H145ZM205 258H207V259H205ZM240 258H244V259H240ZM15 259V260H14ZM135 259V260H134ZM142 259V260H141ZM143 259H145L144 260V263L142 262L143 261ZM221 259V258H220ZM219 259V262L217 263V264H221V260ZM229 259H232V261L231 260H229ZM234 259V260H233ZM236 259V260H235ZM245 259H247V260H245ZM16 260H19L18 261V263H17V261ZM140 260H141V262H140ZM164 262H163V261ZM199 260H201V261H199ZM240 262H239V261ZM251 260V261H250ZM13 261V262H12ZM109 261V262H108ZM128 261V262H127ZM153 261V262H152ZM155 261V262H154ZM161 261V262H160ZM211 261L213 262V259H211L209 262H207V264H212L211 263ZM248 262V263H246V262ZM12 262V263H11ZM50 262H52V263H50ZM83 262V263H82ZM119 262V263H118ZM133 262V263H132ZM151 262V263H150ZM170 262V261H169ZM174 262H177V261H174ZM174 262L172 261V262H170V263H168V264H174ZM183 262H185V261H183ZM182 262V264H190L189 262L187 263V261H186V263H183ZM193 262H192V264H193ZM202 262V263H201ZM238 262V263H237ZM57 263H55V264H57ZM194 263V264H195ZM225 263H223V264H225ZM231 263V264H232ZM175 264H180V263H175Z\"/></svg>", "mask_w": 264, "mask_h": 264}]
</instances>
